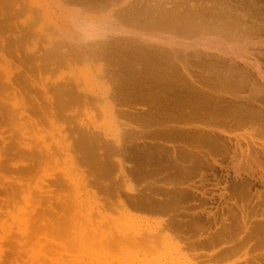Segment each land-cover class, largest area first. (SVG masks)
<instances>
[{"label": "rangeland", "instance_id": "374dc122", "mask_svg": "<svg viewBox=\"0 0 264 264\" xmlns=\"http://www.w3.org/2000/svg\"><path fill=\"white\" fill-rule=\"evenodd\" d=\"M8 1L7 0H0V7L1 8L3 7L2 8L3 10L0 8L2 10V11L0 10V15H1V13H2V16H3V14H6L3 17L0 16L1 17V19H0V30H1L0 31V35H1L0 36V42L3 43V41L5 42L7 40V42H5L4 44L0 43L1 44L0 45L1 46L0 47V61L4 62V64L6 62L7 63L10 62L8 64L6 63L5 65L3 63L2 64L0 63V65L2 66V69L0 67V100H1L0 104H2V105H0V126L4 128L3 129L0 127L1 128L0 129V136H1L0 139H3V140L5 139L4 141L0 140V146H1L0 147V152H1L0 153V180H1L0 181V255H2L1 259H0V264H45V263L46 264H59L60 262H61L60 264H62V263H65V264H79V263H81V264H83V263L84 264H97V263L98 264H126L127 263L128 264V262H131V261L134 264H136V263L142 264L144 262V260H145V263H143V264H172V263H174V264H211V262H212V264H231L232 262H235L238 259H240V260L241 259L242 260L251 259V258H253V256L259 254L261 251H264V244H262L259 248H255L256 242L260 241L259 237H262L264 235V232H263L264 230H262V228H259L258 230L256 228L257 227L256 222H258L259 220L254 219L255 217H257V219H258L260 216H262V214H264V211H263L264 210V203H263L264 198L259 199L257 197V195H255V191H253L255 189L251 190V192L249 194V199L248 198L247 199H239V198L235 199L234 201H235L236 205L234 204L233 207H235V206L236 207L233 210L236 211L235 213L238 216L237 215L235 217H232L230 215L228 216L226 206L227 205L229 206L230 203L228 204L227 199L221 201L220 198L218 197L221 193H223L224 186H226L228 184L227 179H229V181H230L233 178V177H230V178L227 177V173H226L227 171L225 169L217 168V170H209L208 168L207 169L202 168V174L203 175L199 174V173H201V171H200L199 173H195L191 177L188 178V177H185L183 175L176 174V171L174 170L173 166L170 164V161L167 159L168 157L170 158V154H165L160 161L158 159L162 157L163 153L161 155H158L157 157L156 156L150 157V156L155 155L154 154L155 148H151V146H153L157 143L162 145V146L164 145L165 147H167L169 149H173V147H174L178 150L181 147L179 144L180 142L170 143V145H169L168 142H167L168 144L164 143L163 140L157 141L156 139L161 138L162 136L160 135V136L156 137L155 134L160 133V131H163V127L165 126V124H167V123H164L165 117H167V116L170 117L174 114L175 115L179 114V112L184 111L183 108H186L184 106H187V109H189V110L191 108L197 109L200 107L203 109V111H206L210 114L213 113L212 115H217V117L220 118L221 120H227V118H230L234 115L235 116H238V115H242V116L244 115L245 116L247 110H248L247 112H251V108H252V111H255V109L257 110L258 108L261 109V107L259 105H255L253 103V101L250 102L251 101L250 91L255 88L254 92L252 91V93L256 94L255 91H260L261 87L264 90V88H263L264 81L260 77H257L258 76L257 72L255 70H253L251 67L252 66L251 64L254 65V63H252V62H255V60H256L260 63V65H262L261 68H262V71H264L263 70V68H264L263 67L264 66L263 65V63H264V45H263V43H264V40H263L264 39L263 38L264 37V34H263L264 33V31H263L264 30V4H263L264 0H225V1L224 0L223 1L222 0H199L200 2H203V1L208 2L209 1V4L210 5L213 4L217 8L218 11L216 12L217 16L212 19L213 21L212 20L210 21L211 23L214 22V24L213 23L212 24L211 23L210 24H204L202 26L203 28L200 26V28H197L195 30L194 35L193 34L191 35L192 37L186 38V36H183V35L181 36V34H178L182 38L178 37V35H177V38L174 39V40H177L180 42H181V40H183V42H185L186 44L187 43L189 45L191 44L192 47H189V45L186 46V44L185 43L183 44V42H182V44L185 45L186 47L181 49L182 44L177 45L178 44L177 41H175L176 42L175 43L173 40L170 39L171 37H173L172 35H175V34H173V33L171 34V31L169 32V31L165 30L166 33L167 32L170 33V34L165 33L166 35H168L167 36L168 37L167 42L170 43V41H173L174 46L176 45L174 47L171 44V47L176 48L177 46L178 47L180 46L179 48L181 51L179 50V48H177V51L179 52V54L178 53L177 54L179 55V57L183 58L184 62H182V58L180 59L179 57H177L178 55L175 58L176 59L179 58L180 62H182V63H180L178 61V59L176 60L175 58H172V57L165 60V58H163L162 55L160 56V54L157 51H155L156 49L154 47H156V46L159 47L160 44H161L160 47H162V45H163L164 46L163 48H166V49L170 48V44L168 45L164 41L167 39V37H166V35H162L164 33L160 32L161 28L159 26L155 27V28L158 27V29H156V30L153 27V29H154L153 30L150 26H147L146 24H138V22H135L134 20L133 21L135 23L133 21H128L127 19L126 20L121 19L122 17H120L118 15V14H120V15L123 14V13H121L120 7L127 6V5H129L127 2L131 3V2L136 1V0H133V1L126 0V2H125V0H122V1L117 0L118 2L115 0H113L114 2H112V0H110L111 3L108 0H28V1L27 0H16L17 3H15L16 2L15 0H8ZM20 1H22L23 3ZM77 1H79V2H77ZM80 1H81V6H80ZM175 1L173 0V2H172V0H168L169 3H171V2L174 3ZM182 1L185 2L186 4L187 3L188 4H193V3L195 4V2H198L197 0H188V1L182 0ZM182 1L179 2V0H178L179 3L176 2L175 4L186 5L185 3H182ZM190 1L193 3H190ZM12 2H13V4H12ZM87 2H88V4H87ZM107 2L111 4L110 6H112V5H116V6L110 7ZM163 2L165 3L166 0L165 1L160 0L161 4H163ZM6 3L8 5L10 3L12 5L11 7L13 9L11 8V10H10V7L6 6L7 5ZM18 3H19V5H18ZM71 3L72 4L74 3V5H71ZM125 3H127V4H125ZM252 3H253V5H252ZM259 3H260V6H259ZM1 4H2V6H1ZM21 4H22V7H21ZM77 4L79 7L76 6ZM103 4H105V5H103ZM219 4H221V5H219ZM13 5H15V7ZM23 5H25L26 7H24ZM87 5H89L91 7H89ZM131 5H133V4H131ZM218 5L220 6V9H219ZM222 5H223V7H222ZM84 6H87L86 10L82 11L83 8L85 9ZM94 6H96L98 8H95ZM129 6H127V8ZM99 7H101L102 9L104 7L105 8L109 7V8L105 9V11H104V10H101ZM8 8L10 11L7 12ZM22 8H23V10H22ZM24 8H26V9L24 10ZM87 8L89 9L88 11H87ZM93 8H94V11L90 10ZM113 8L115 9V11ZM127 8H126V12L128 13L129 10L127 11ZM221 8H224V9H221ZM14 9H15V11L17 9L18 11L14 12V14H13ZM95 9H99L101 11L95 10ZM117 10H118V13H115V12H117ZM22 11L24 14L22 13ZM231 11H232V13H230ZM246 11H247V14H246ZM249 11H250V13H249ZM9 12L12 15L8 14ZM19 12H20V15H19L20 17L18 16ZM110 12L115 13L113 15H116L118 17V19L119 18L121 19V20L120 19L118 20L119 23H115V21L117 22V20H116L117 17L111 16ZM239 12L241 14H239ZM15 13L17 14L16 17L13 16V15H16ZM21 13H22V15H21ZM245 14L247 15V17L248 16H250V17L247 18ZM128 15H130V13ZM244 15H245V19L244 18L242 19V17H244ZM6 17H8V18H6ZM13 17L17 20V21H15L16 23L14 22L16 25L12 24L13 23ZM261 17H263V18H261ZM3 18H4V21H6V19H8L9 21H7V22L8 23L11 22L10 24H12V26L10 24L8 25L7 22H4ZM127 18H129V16H127ZM248 19H250L252 21L249 22L250 20H248ZM253 19L256 22H253ZM122 20H124L123 24L125 23L124 24L125 26L123 24H121ZM135 20L138 21V18ZM259 21H261L262 23ZM107 22H110V24H108ZM126 22L128 23V25ZM19 23H20V25H18ZM227 23H230V29L228 27L227 28L225 27V26H229V24H227ZM258 23L259 24L261 23V24L258 26ZM29 24L30 25L34 24L33 26L31 25V27L33 28L32 29L33 31L31 30V34L34 37L31 34L30 35L28 34L30 32V30L28 33H26L28 30L26 31L25 29H27V28L29 29V27H28ZM132 24L136 28V29L133 28L134 31H132V28H130V27H133ZM215 24H217V25L215 26ZM222 24H223V26H222ZM231 24L234 26V28H235L234 24H236L237 26H241V27H238L239 30L235 28L234 31L237 30L235 32V34L240 30L242 31L241 34L242 35L244 34L243 36L240 34L241 31L239 32L238 35L236 34L237 36L235 35L236 37L240 36L241 38L239 37V39L240 40L242 39V41H240L235 36H234L235 38L233 37V41L229 39L231 42H229L228 39H225L226 41L224 40V38H226L228 36L230 37V35H227V34L225 35L226 37L222 36V35L227 33L226 32L227 29L231 31V29L233 27ZM247 24H250L251 25L250 28H252V29H249L248 28L249 25L246 26ZM85 25L89 28V30H87L88 28L86 29ZM106 25H108V27ZM135 25H138L139 26L138 29L139 28L140 29L137 30V26H135ZM21 26L24 27V30H23V27L19 28ZM25 26H26V28H25ZM109 26H110V28L117 29V30H118L119 26H121L122 29L119 28L120 29L119 31H121L122 34L124 33L127 36L123 35V38H122L121 34L120 33L118 34V31H116V32L106 33V34L110 35L108 40H105L106 42L104 40H101V39L98 40V38H97V40L99 41V44H100V45L98 44V47L101 46L102 48L101 47L97 48L98 50L95 51L96 53H94L93 56L90 54L92 57H88L89 53H87L88 51H85L86 49L81 50L82 48H79L77 50L78 52H76L75 47L72 46L70 44V42L68 41L71 39L72 40L71 43H75V40L79 39L78 41H79V43H81L82 40L84 39L83 40L84 43L93 42L96 40L95 39L96 37L95 38L93 37L96 35V34H94V32L103 31V30H99V29H104L106 27L109 28ZM126 26H128L130 30L128 29V27L125 28ZM144 26L146 29L144 28ZM219 26H222L221 30H223V28L225 27L224 28L225 32L223 31L224 34H222V32L220 34V31H219L220 27ZM243 26L246 30H244V29L242 30ZM7 27L9 28V30H7L8 29ZM92 27L95 28L96 31L93 30L94 32H92V30H90V29H93ZM13 28H15V29H13ZM150 28L152 30H150ZM201 28L203 30H210V31L212 29H214V30H212V31H214V33L216 32V29H217V32L215 33L216 35L214 36L213 35L214 33L209 34L210 33L209 31H208V35L207 34L205 35V33H207V32H204ZM254 28L256 29V31L259 29V32L258 31H257V33L254 32L255 31ZM143 29H145L146 31ZM162 29H164V28H162ZM22 30H23V32H22ZM142 30H143V32H142ZM250 30H252L253 32ZM77 31H78V33H77ZM130 31H131V33H130ZM136 31L139 34L138 35H136V34L132 35V33L133 32L136 33ZM140 31L144 35H145L144 32L148 31L147 33L152 35L153 32L155 31L154 32V33H156L155 35L158 36L159 38L156 36L153 37L154 35L153 36L150 35V37L152 38L151 39L149 37V35L146 33L148 35V36L146 35V37L150 38L151 40L145 38V39H147V41H146L147 43H145L146 47L143 46V48H139V46H137V44L134 43V40L136 41L137 38H140L139 37ZM149 31L151 33H149ZM156 31L159 32L160 36L157 35L158 33ZM161 31H163V30H161ZM200 31L201 32L203 31L204 33L200 34L201 33ZM212 31H211V33H212ZM234 31L232 29L233 34H234ZM34 32H35V34H34ZM250 32L253 33L252 36L250 35L251 34ZM4 33H6L5 34L6 36H3ZM23 33L28 35V36L25 35V37L30 36V38H25L24 36H21ZM92 33H93V36H91ZM195 33H196V35H195ZM217 33H219L220 35ZM232 33H231V39H232ZM255 33H256V36L258 34H260V35H258V37L259 36L260 37L262 36V37L261 38L260 37L259 38L254 37ZM79 34H82L81 35L82 37H80ZM114 34H116V35H114ZM228 34H230V32ZM245 34H247V35H245ZM77 35H78V38H76ZM209 35H211V36H209ZM134 36L135 37L138 36V37L135 39ZM195 36H197L196 37L197 39L195 38ZM200 36L203 37L204 39H198V37L201 38ZM212 36H213L212 39L215 40L217 38L216 40L219 39L220 42L210 39ZM218 36H220V37H218ZM249 36L252 38H250ZM2 37H3V39H2ZM6 37H8V38H6ZM12 37H13V39H12ZM15 37L18 38V41H17V38H15ZM116 37H118V38H116ZM128 37H129V39H128ZM130 37H131V39H130ZM160 37H166V38L165 39L163 38L164 40L162 39L163 40V42H162ZM183 37H184V39H183ZM205 37L207 38L206 40H205ZM245 37L250 38V39H246ZM253 37L255 38V40ZM21 38H23V39H21ZM49 38L51 39V41L56 43L55 45L58 44L57 43L58 40L61 42L63 39L62 43L61 44L59 43V44L61 46L63 44V46H67V48L66 47L63 48V46L60 47V48H63L62 50L59 49V47L57 48V46H55L53 42H52L53 43L52 44L49 41L50 40ZM67 38H69V39H67ZM74 38H76V39H74ZM81 38H83V39L81 40ZM153 38L155 40L160 39L161 40L160 42H162V43H160L159 40H157L158 42L153 41L154 40ZM188 38H189V40H188ZM194 38H195V41H194ZM24 39L25 40L27 39L28 42L27 41L25 42ZM65 39L67 40V42ZM73 39H74V42H73ZM114 39H119V40L117 41ZM208 39L214 41V43H212V41L210 42V40L208 41ZM236 39L238 40V42H235ZM257 39L260 41L262 40V43L260 41H258ZM128 40H130V41L128 42ZM139 40H141V38ZM253 40L256 42H253ZM102 41L105 42V43H103V45H102V43H100ZM123 41H125V42H123ZM245 41L247 42V45H248V42L251 43V45H249V49L251 48V50L248 49V46L246 45ZM19 42H22V43H19ZM49 42L51 43V45L48 44ZM117 42H118V44H115ZM119 42H121V44H119ZM148 42L150 44H148ZM208 42H210V43H208ZM16 43H17V45H16ZM64 43H66V44H64ZM243 43L247 46V47L245 46L246 48L242 47V45L244 46ZM254 43L256 45L258 43V45L255 46ZM260 43H261V45L259 46ZM59 44H58V46H59ZM104 44H105V46H104ZM2 45H4V47H2ZM22 45H24V46H22ZM139 45H142V44L139 43ZM150 45H152V46H150ZM165 45L166 46L168 45L167 46L168 48ZM231 45H234V47L238 46V49H239V47H241V49L244 50V51H242L240 49L241 50V51H239L240 54H238L237 51H236L237 53L232 52V57H234L235 60L230 57L231 53H229V51L230 50L233 51V48H234L233 47L231 49V47H232ZM125 46H127V47H125ZM227 46H228V48H230V50L228 52H227V50H228ZM15 47L18 49L19 52L16 50ZM22 47H25V48H22ZM69 47H71L70 48L71 50L74 49V52L72 50L73 56L71 54V51H69L70 55L67 54ZM187 47L191 48L192 52L190 49H189V51L186 50L185 52H183L185 49H187ZM13 48H15V49H13ZM193 48H195V49H193ZM245 49H246V51H245ZM252 49H254V50L252 51ZM193 50H194V52H193ZM48 51L50 52V54H52V56L54 58L57 55L55 60L52 59L53 57L51 58V55H49ZM59 51H60V54L57 53ZM79 51H81V52L83 51L82 53L84 56L81 54V52L79 53ZM195 51H196V53L198 52L197 53L198 56L195 54L196 57H198L197 59L194 57L195 55H193V53H195ZM4 52H5V54H4ZM36 52L38 54H35ZM55 52H56V55H54ZM75 52L79 53V54H76ZM225 52H227V54ZM248 52L250 55H247ZM251 52L252 53L255 52L254 55ZM65 53L69 56H67ZM183 53H186V55L184 54L185 56H183ZM200 53H201V56H200ZM45 54H47L48 56ZM74 54H75V56L76 55H79V56L78 57L76 56L77 57L76 58V57H74ZM206 54L207 55L209 54L207 56V59H206ZM225 54H226V56H224ZM244 54L247 55L248 59L246 57H244V56H246ZM256 54H259V55H256ZM32 55H33V57H32ZM94 55L96 56V58H94ZM99 55H101V56L99 57ZM204 55H205V57H204ZM237 55L238 56L241 55V57L240 56L238 57ZM7 56H11L12 58L11 57L8 58ZM17 56H19V57H17ZM42 56H44L45 62H43L44 58ZM49 56H50V58L48 60L47 57H49ZM61 56H62V58H61ZM250 56H251V59L249 58ZM26 57H29V58H26ZM38 57H40V58H38ZM102 57H103V59H101L102 61H100V59H98V58H102ZM184 57H186V59ZM224 57H226V58L228 57V58L226 59ZM35 58L37 59L38 62L35 60ZM82 58H83V60H82ZM215 58H217V59H215ZM241 58L246 60L248 63L242 61ZM7 59H8V61H7ZM225 59H226V61H225ZM228 59H230V60L233 59V61L235 62V65H234L233 61H232L233 63H231V61L229 63ZM47 60H48V62H47ZM98 60H99V62H98ZM237 60H239L240 63ZM23 61H25L26 63L24 62V64H23ZM175 61L179 65H176L177 63ZM241 61H242V63H241ZM46 63H49L51 66L50 65L48 66V64H46ZM245 63H247V64H245ZM10 64H12V65H10ZM45 65H47L46 66L47 68L45 67ZM136 65H138L137 67H139V66L140 67L137 68V67H135ZM182 65H184V66L187 65L188 71L182 69L184 67ZM247 65H251V66H249L250 68ZM16 66H17V68H16ZM27 66H28V68H27ZM229 66L232 69H229ZM9 67L12 70V72L9 69ZM13 67H14V69H13ZM43 67H45V68H43ZM107 67H109V68H107ZM202 67L204 69H200ZM214 67H215V69H214ZM227 67L229 70H231V72L228 69H226ZM246 67H248L247 70H246ZM29 68L32 70V72ZM233 68L236 70L239 69V71H237L239 74L243 73L244 75L247 74L248 76L243 75L246 78L242 79V77H243L242 74L239 75L235 70H233ZM168 69H169V71H168ZM199 69H200V72H199ZM220 69H221V71H220ZM241 69H243V72H240ZM38 70H39V72H38ZM106 70H108V71H106ZM182 70H184L185 72ZM213 70L216 72H214ZM217 70H218V72H217ZM226 70H227V72H225ZM244 70H246V71H244ZM21 71H23V72H21ZM205 71H207V75L206 74L204 75ZM210 71H212L213 73L211 72V74H209ZM233 71H234V73H233ZM117 72H118V74H117ZM23 73L27 77H24ZM26 73L28 75L31 73L30 74L31 76L30 75L28 76ZM103 73H104V75H103ZM181 73H182V75H181ZM227 73L228 74L230 73V75H228ZM232 73L234 75L231 76ZM8 74L10 76L14 75V77H12L13 79L11 78L10 81L7 79ZM185 74H187V76ZM188 74H189V76H188ZM190 74H191V76H190ZM208 74L211 76H208ZM212 74H214V75H212ZM223 74L224 75L226 74L225 75L226 77ZM217 75L221 76V78L217 77ZM104 76L108 77L107 80H106V77H104ZM201 76H202V78H201ZM212 76H214V77H212ZM227 76H231V78L233 77L236 80L235 79L232 80V79H230V77L228 78ZM238 76H240V77L242 76L241 79L243 81L248 78L247 80H249L250 83H251V81H255L258 84L256 83L255 85H257V86L254 85V88H253V86H251V84H253L255 82H252L250 84L247 81L248 82L247 83L248 85H247L245 83L246 81L245 82L242 81V83H243V85H242V83L240 84L241 79H239L240 81L238 80V78H240ZM4 77H5V79H4ZM187 77H189V79L191 78L190 81ZM38 78H39V80H38ZM226 78H227V80H226ZM253 78H255V80ZM1 79L4 81L3 85H1V83H2ZM28 79H30L32 81L29 80V82H28L27 81ZM219 79H221L223 82L225 80L226 81L230 80V81H228L227 84L224 83L222 86V84H220L222 81ZM223 79H225V80H223ZM23 80H24V83H23ZM214 80H216V81L219 80L220 83L219 82L215 83ZM234 80L236 82H233ZM112 81H114L115 83ZM194 81H196V82H194ZM205 81H207V82L205 83ZM238 81H239L240 87L238 86V84L237 85L235 84V83H238ZM259 81L263 85H261L259 83ZM5 82H6V84H5ZM67 82H68V84H67ZM111 82H112V84L110 85ZM191 82H193L197 86L192 84ZM230 82L234 83V85L231 84ZM18 84H20V85H18ZM29 84H31V85H29ZM39 84H40V86H39ZM219 84H220V86L223 87V90L219 89V88H222L219 86ZM259 84H260V88L258 87ZM54 85L57 87H55ZM225 85H226V87H225ZM228 85L233 90L238 88V87L241 89L240 90L236 89L235 91H233L232 89L230 90V87ZM19 86H21V87H19ZM211 86H213V87H211ZM227 86H228V88H227ZM202 87H206L207 89L211 88L213 90V91L211 90L212 92H214V90H218V89L221 91H224V89H227V90H225L226 94L224 92L221 93V91L218 90V96L222 97V100L225 102L219 101V100H217V101L203 100L202 96H201L202 93L204 91L205 92H211V91L207 90L206 88L201 89ZM249 87H252V88H249ZM257 87H258V89L256 90ZM33 88H35V89H33ZM108 88L109 89L113 88L114 90L120 89L121 92H118V94L123 95L124 100L129 99L133 102L137 101L138 105L133 103L132 106L134 108H135L134 104L137 107L139 106L138 108L143 109L145 111V114L144 115H138L135 112V109H132V111H130L131 109H129L128 107H124V108L119 107L117 109L119 110L120 108H122V110L127 114V117H121L118 120H116L117 122L115 121V118L108 117L107 114H104V112H105L104 106L106 107V104H108V103L111 105V99L107 98V94L112 93V92L109 91ZM11 90H12V92H11ZM23 90H24V92H23ZM248 90H250V91H248ZM236 91L240 94V96L237 97L238 99H236V97H235V95L237 96V94H233L234 92L236 93ZM59 92H60V94H59ZM151 92L158 93L160 96V100L157 102V107L155 106L152 108H148L147 106L141 105L140 100H142L146 95L150 94ZM227 92L229 94H232V96L231 95L229 96ZM246 92H249V93H246ZM214 93H216V91ZM241 93H242V95H241ZM256 95H258V94H256ZM256 95H253L254 97L252 96V98L257 97ZM245 96L247 97V99ZM232 97H233V99H231ZM239 97H241L242 99L239 100ZM243 97H245V98H243ZM12 98L15 101H13ZM49 98H50V100H49ZM234 98L236 100H234ZM248 98L250 101H247ZM243 99H245V100H243ZM20 100H21V102H20ZM76 100H77V102H76ZM6 101H9V102H6ZM65 102H68V103H65ZM255 102H258L261 104L263 103L262 106H264V95L263 94H260V96L258 95V97L255 99ZM238 104H240V105L238 106ZM244 105H245V108L243 107ZM24 106H26V107L28 106V107L25 109ZM47 106L49 108H46ZM21 107H23V108H21ZM246 107H247V109H246ZM126 108H127V110H125ZM144 108H146V109H144ZM155 108H157V109H155ZM14 109H16V110H14ZM45 109H47V111ZM147 109H149V110H147ZM52 110L54 111V113ZM16 111L18 114L16 113ZM133 111H134V113H133ZM168 112H170V113H168ZM26 113H28V115ZM235 113H238V114H235ZM242 113H244V114H242ZM10 114H12V115L10 116ZM71 114H72V116L73 115L74 116L71 117ZM169 114H171V115L169 116ZM51 115H52V117H51ZM15 116L17 119L15 118ZM21 116L24 117V120H25V117H27L25 122H28V123H24V120ZM260 117L261 118L264 117V113H261ZM123 118L124 119L126 118V119L123 120ZM127 118H129V119H127ZM258 118H256V119H258ZM20 119H22L23 121H21ZM127 120L130 122L128 123ZM259 120H261V119H258L257 121L255 120L257 122V124H255L256 123L255 121L253 122L255 125L253 123H251L253 128L250 127L251 125L250 126L248 125L246 127L247 129L246 128L243 129L245 131L240 129L241 131L239 130L240 132H238V131L237 132L239 134H243L247 137L249 136V134L251 136L252 132H253V136H254V138L256 137L255 138L256 140L263 139V134L261 133V129L263 130L262 132L264 133V123L262 122V120H261V122ZM12 121H14L15 126H14V123ZM16 121H18V123ZM32 122H34V123H32ZM122 123H123V125H122ZM18 124H20V125H18ZM32 124L33 125L35 124V125L33 126ZM130 124H132V125L135 124V125L132 126ZM117 125L122 127V129H124L125 126H126V128L129 126L128 129L123 130V132L125 131V133L122 134V136H123L122 139H124V140H122V141H124L123 147L125 146L124 147L125 151L123 153L122 152L117 153L115 150H113V149H115V146H114L113 141L111 142V140H113L111 137V134H114L116 132ZM17 126H19V127L17 128ZM137 126H139V127H137ZM157 126L158 127L162 126V127H160V129H159ZM257 126H259L257 129L260 128L259 134H258L257 129L256 128L254 129V127H257ZM143 127L148 128V130L147 129L145 130V128H143ZM14 128H15V130H14ZM21 128H22V130H21ZM86 128H87V130H86ZM91 128H93V132H92ZM139 128L141 129V131L144 129L143 130L144 133L143 132L141 133V131H139L140 130ZM250 128H251V131H248V130H250ZM17 129L19 131L21 130L20 134H22V135L19 134ZM88 129H90L91 131H89ZM145 131H147V132H145ZM86 132L88 134H86ZM97 133H98V135H100V137H98ZM254 133L257 136H255ZM105 134H107L108 136H106ZM260 134H261V136H260ZM2 135H3V137H2ZM17 136L18 137L21 136V137L18 138ZM116 136L117 135H114V138ZM154 136H155V138H154ZM253 136H251V138H253ZM104 138H106V141L107 140H110V141L105 142ZM18 139H20L21 141H18ZM224 139H227V137H225ZM15 140H16V142H14ZM43 141H44V144H43ZM135 141H137V142H135ZM2 143H4V144H2ZM175 144H177V145H175ZM49 146H50V148H49ZM2 147H3V149H2ZM100 149H101V151H100ZM49 150H52V151H49ZM73 150H75V151H73ZM47 151H49V152H47ZM39 152H41V153H39ZM32 154H33V156H31ZM41 154H43V155H41ZM113 154L118 155L119 157H116V156L114 157ZM25 156H26V158H24ZM35 156H36V158H35ZM112 157L115 159L113 160ZM257 158L258 159L260 158L261 162L264 160L259 155L257 156ZM47 159H48V161H47ZM117 159H118V162L119 161L122 162V159H123L122 165H123V169H124L125 174H123V172L121 171V166L119 165V163L118 162H117L118 164L116 163ZM37 160H39V161H37ZM43 160H45L47 162L44 161L42 163ZM257 160H256V163H254V162L253 163L257 164ZM48 162H50V163H48ZM124 162L128 167L126 165H124ZM263 162H262V165H264ZM227 163H228L227 159H225L223 161V164L227 166ZM39 164H40V166H39ZM77 166H78V168H77ZM255 167H254V169L258 168V166H256V165H255ZM257 170L261 171L260 168H258ZM85 173L87 175H85ZM29 175H31V176H29ZM74 175H76V176H74ZM70 176H72V178ZM89 176L91 178H89ZM127 176H129L130 179ZM198 176H199V178H198ZM85 177H87L86 180H84ZM196 177L199 180H196L197 179ZM122 178H124V179H122ZM25 179L28 181H26ZM87 179H88V182H87ZM58 181H59V183H58ZM188 181L190 184L187 183ZM190 181H192V184ZM224 181H225V183H224ZM86 182L88 183V185L86 184ZM143 182H145L146 184H144ZM199 182L202 184L201 186H200ZM211 182H213V183H211ZM216 182L218 184L220 183V186L219 185L217 186L215 184ZM56 183H57V185H55ZM197 183H199V184H197ZM73 184L77 185L78 187H82V188H79V193H80L79 200L80 201L77 198H75V196H74V193L76 190L73 189V187H74ZM154 185H156L157 187L163 188V189L168 188L171 185H172V187H169L170 189H174L175 187L180 188L181 185H183V186L185 185L186 187H188V186H192V187H196V186L197 187H202V186L206 187L207 186L208 187L209 186L208 188L206 187V189L204 188L205 190L202 188H199V189L202 192H205L206 190H208L206 195H207V197L209 195L208 198H210L211 196H214V200H213L214 203H208L209 200H208V198H205V197L202 199V201L207 200V203L206 204H203V202L201 203V201H200L201 195L197 194L196 200H192V199L183 200L180 203V205L175 207L174 211L170 212L171 214L168 212H164V211L151 213L149 211H143V210H138V209H134V208H129L127 211H124V209L122 207L120 208V205L118 203V201H119L118 196L120 194L124 195V193L127 192L126 189L132 188L134 190V188H136L135 191L136 190L137 191L134 194L139 195L140 194L139 192L142 193L145 191V189L148 186L153 187ZM87 186H90V187H87ZM133 186H134V188H133ZM210 186L211 187L214 186V187H212V189H211ZM21 187H22V189H21ZM56 187H57V189H56ZM137 187H138V189H137ZM53 190L55 192H53ZM219 191H220V193H219ZM21 193H23V194H21ZM116 193H117V195H116ZM93 195H95V196L93 197ZM27 197L29 198V203L26 204L25 199H27ZM54 197H56V199ZM159 197L163 198V195H159ZM47 198L48 199L50 198V199L48 200ZM51 198H53V199L51 200ZM45 199H47V200H45ZM74 200H76L77 202L76 201L74 202ZM253 200H256V201H253ZM38 201L39 202L43 201V202H41V204H40ZM46 201H48L50 203L47 204V203H45ZM218 201L220 204L218 203ZM253 202H255V203H253ZM35 203H37L36 206L33 205ZM189 203H190V205H189ZM240 204L243 207V210H241ZM52 206H53V208H52ZM206 206H208V207H206ZM220 206L223 207L225 210L222 211V208ZM48 207H49V209H48ZM237 207H239L240 210L237 209ZM198 208H200V209H198ZM42 209L44 211L43 214L45 215V217L43 215V217H42L43 220L40 221V219H39L38 222L41 223V225H43V227L42 226L40 227V228H43L42 229L43 231L42 232L41 231L35 232L36 227L40 226V224H38V222H37V218L39 216L38 212H40V210H41L40 215L42 214V212H43ZM45 209H46V211H45ZM52 209L54 212L52 211ZM120 209H122V210H120ZM197 209L199 210L198 212H200L203 215V218L206 217V214L201 212V211H203V209H205L204 211L211 210L212 212H214L216 214L217 217H221V211H222L223 215L225 217L226 216L228 217V219H227V217L224 218L225 219L224 225L222 223H220V225H219V223H218L216 226H212V228L210 229V232H214V233L220 232L222 227L229 226L228 230L235 235L234 238H231V239L237 240L238 237H247L248 236V235H246L247 233L244 232V231H246L245 227H248L249 231L256 232V234H252L253 236H256V237L250 243H247L245 245L246 248L242 249L237 254V255H239V257L236 259H235V257L237 255L230 257V258L213 257V256H211V258H208V257H210V256H208L207 257L208 259L206 257H204V259L200 258V257H198V255H196L197 252H199L200 250H201L200 253L203 251L204 252L206 251L208 254V251H210V249H211L210 252H213L216 249L220 250V249L224 248L223 246H225L227 248V242L225 245L223 244V245H216L213 247H200L195 242L192 243V241H195L199 237L198 235L206 236L205 235V234H207L206 230L198 231L196 229H188L186 227L185 232L183 234H180V235L177 231H174V232L168 231L170 233V235H167L168 232L163 230L164 223L169 219V217H172V216H176L178 220L182 219L185 222L193 221V213H194L193 211L195 210V212H196ZM240 211H243V212H240ZM242 213H244V215H248V217L245 221L246 223L241 222V216L240 215H242ZM34 215L36 216V219H35ZM47 215H49L48 218L46 217ZM148 215H149V217H148ZM166 215H168V216H166ZM49 217H50V219H49ZM45 218L47 221L45 220ZM65 218H67V219H65ZM203 218L200 221V225H203V223H204ZM251 219L256 220L254 225L253 224L249 225V221ZM67 220H69L70 222ZM158 221L161 225L158 223ZM46 222H48V225ZM56 222H57V224H56ZM162 222H163V224H162ZM236 222H237V224H236ZM49 223L51 224V226H49ZM36 224H38V225H36ZM244 224H246V225H244ZM44 225H45V227H44ZM64 225H65V227H64ZM56 226H58L59 228ZM139 227H141L140 229L141 230L143 229L144 231H146L147 228L150 227L152 230L158 228V230H157L158 232L160 229L166 232L165 233L163 231L162 232L160 231L162 234H159L160 232L158 233L159 235H161V237L159 239V237L157 236L158 238H156V240L159 239V243L160 242L161 243L160 244L158 243V245H154V243H153V246L151 248L153 251L150 250V248H148V250H147V248H146V250L130 248L128 251H126L127 252L126 253L125 251L122 252L118 246L116 249V246L111 245V244L108 247L109 249H107L106 246H108L107 244L109 243L110 240H111V242L115 241L117 243L116 240H119L120 237H122V240H123V238H124V240L126 238H131V237H133L132 235L135 234L134 231H136L137 228L139 230ZM55 228H57V229H55ZM25 229L27 230L26 234H29L28 237L30 236L29 238H27V236L25 237L24 235H20V233H21L20 231L25 230ZM30 229H32V230H30ZM66 229H67V231H66ZM128 229H129V231H127ZM131 229H132V234L129 233V232H131ZM143 230H142V232H144ZM32 231H34V232H32ZM112 231L114 233H112ZM43 232H45V233H43ZM31 233L34 234V237H33V234H31ZM42 233H43V235L41 237ZM85 233L87 234V237L92 238V239L90 238V240H89V238L86 237V239L89 240V241L87 240L88 244H87L86 239H85V236H86ZM96 233L99 234L100 238L99 237L97 238ZM39 234H40L41 240H40ZM94 234L96 237L93 236ZM100 234H102V235H100ZM121 234H125V236L121 235ZM127 234H129V235H127ZM119 235H121V236L119 237ZM126 235H127V237H126ZM162 235L167 237L168 241ZM8 236H9V238H8ZM83 237L85 239L84 243L86 244V247H84L85 245L84 246L81 245V243L83 241L81 239ZM178 237H179V240H178ZM172 239H175V240H172ZM169 240H170V242L172 241L171 242L172 244L169 242ZM180 240H182V243ZM186 240H187V242H186ZM26 241H27V243H25ZM120 241H121V239H120ZM173 241H174V243H173ZM95 242L98 244L99 247L97 246V244H95ZM101 242H103L102 246H100ZM94 244H95V246H97V248L94 247ZM248 244H249V246H248ZM25 245H26V247H25ZM59 245H60V247L65 245L67 251L62 250V248H60ZM68 245H69V249L74 248L73 251L70 249L72 252L67 249ZM103 245L106 247L107 250L104 249L105 247L103 248ZM23 246L25 248H23ZM72 246H73V248H72ZM87 246L89 247L88 249H86ZM113 246H114V248H113ZM191 246H196L195 251ZM53 247L57 248V249H55V251H54ZM180 247L185 248V251L183 248L181 249ZM158 248H160V249H158ZM26 249H27V251H26ZM84 249H85V251H83ZM172 249H174V250H172ZM179 249H180V251H179ZM246 249H247V255H246V253L245 254L242 253V252H244V250L246 252ZM175 250L177 252H180V253H178V256H176L177 252H175ZM181 250H183V251L181 252ZM87 251H90V252H87ZM172 251H174V252H172ZM85 252H87V253H85ZM186 252H188L189 254ZM241 253L244 254V256ZM186 254H188V255H186ZM248 254L250 257L248 256ZM93 255H96V256H93ZM134 255L135 256L137 255V256L135 257ZM191 255H193V256L196 255L197 257H195V256L193 257ZM246 256H248V258ZM133 257H135L134 261H133ZM192 258H194V259H192ZM233 258H234V260H233ZM79 259L83 260V261H79ZM97 259H99L100 261ZM197 259H198V261H197ZM200 259H202V260H200ZM219 259H220V261H218ZM231 259L233 261H231ZM101 260H102V262H101ZM170 260H171V263H170ZM227 260H229V261L227 262ZM122 261L125 263H123ZM135 261H137V262L135 263ZM162 261H164L165 263ZM77 262H79V263H77ZM238 262H239V260H238ZM241 262H239L237 264H240ZM130 264H132V263H130Z\"/></svg>", "mask_w": 264, "mask_h": 264}, {"label": "bare ground", "instance_id": "6f19581e", "mask_svg": "<svg viewBox=\"0 0 264 264\" xmlns=\"http://www.w3.org/2000/svg\"><path fill=\"white\" fill-rule=\"evenodd\" d=\"M8 1V0H7ZM16 1V0H15ZM28 1V0H27ZM108 1H110V0H108ZM115 1H117V0H115ZM119 1V0H118ZM117 1V2H118ZM122 1V0H121ZM120 1V2H121ZM130 1H133V0H130ZM163 1H165V0H163ZM175 1V0H174ZM182 1V0H181ZM180 0H179V2H181ZM188 1V0H187ZM198 2H195V4L193 3V2H191L190 1V3H193V4H186L185 2H183L182 1V3H185L186 5H182V4H180V5H178V4H175L176 2H178V0H176L174 3H172L173 2V0H172V2L171 3H169L168 2V0H166V2L164 3L163 2V4H161L160 3V0H136V1H133V2H131V3H129V2H127L129 5H127V6H129L128 8H127V6H124V7H120L121 8V13H123L122 15H120V14H118L120 17H122L121 19H127L128 21H135V22H138V24H146L147 26H150L152 29H153V27H154V29L156 30V29H158V27L157 28H155L156 26H159L160 28H161V30H163V31H161L160 30V32H162V33H164V34H162V35H166V34H170V33H166L165 32V30L166 31H171V34L173 33V34H175V35H172L173 37H171L170 39L171 40H173L174 42L175 41H177V40H174L175 38H177V35L178 34H181V36L183 35V36H186V38L187 37H192L191 35L193 34L194 35V32H195V30L197 29V28H200V26L202 27L204 24H210L211 22V20L214 18V17H216L217 16V8L213 5V4H209V1L207 2H200L199 0H197ZM223 1V0H222ZM225 1V0H224ZM9 2V1H8ZM14 2V1H13ZM13 2H12V4H13ZM20 2H22V1H20ZM77 2H79V1H77ZM100 2V1H99ZM112 2H114L113 0H112ZM125 2H126V0H125ZM178 2V3H179ZM214 2V1H213ZM15 3H17V1L15 2ZM14 3V4H15ZM23 3V2H22ZM108 3V2H107ZM110 3H111V1H110ZM110 3H108L109 4V6L111 5ZM116 3V2H115ZM123 3V2H122ZM127 3H125V4H127ZM217 3V2H216ZM215 3V4H216ZM220 3V2H219ZM251 3V2H250ZM3 4V3H2ZM2 4H1V6H2ZM7 4V3H6ZM5 4V5H6ZM68 4V3H67ZM70 4V3H69ZM87 4H88V2H87ZM97 4V3H96ZM118 4V3H117ZM121 4V3H120ZM131 4H133V5H131ZM174 4V5H173ZM226 4V3H225ZM233 4V3H232ZM236 4V3H235ZM264 4V3H263ZM262 4V5H263ZM18 5H19V3H18ZM71 5H74V3L72 4L71 3ZM102 5V4H101ZM103 5H105V4H103ZM219 5H221V4H219ZM218 5V6H219ZM252 5H253V3H252ZM6 6H9L10 7V10H11V4L9 3V5L7 4ZM14 7H15V5H13ZM24 7H26L25 5H23ZM76 6H78V4L76 5ZM80 6H81V1H80ZM87 6H89V5H87ZM87 6H84L85 7V9L83 8L82 9V11L84 10H86V7ZM98 6V5H97ZM107 6V5H106ZM113 7H115L116 5H112ZM112 6H110V7H112ZM259 6H260V3H259ZM258 6V7H259ZM21 7H22V4H21ZM79 7V6H78ZM89 7H91V6H89ZM95 8H98V7H96V6H94ZM127 8V11H128V13L126 12V8ZM222 7H223V5H222ZM242 7V6H241ZM253 7V6H252ZM1 8V7H0ZM3 8V7H2ZM1 8V9H2ZM101 10H104L105 11V9H108L107 7L105 8H101V7H99ZM119 8V9H120ZM125 8V9H124ZM0 9V10H1ZM13 9V8H12ZM26 8H24V10H25ZM114 9V8H113ZM219 9H220V6H219ZM221 9H224V8H221ZM3 10V9H2ZM1 10V11H2ZM9 10V8H8V10H7V12L8 11H10ZM20 10V9H19ZM22 10H23V8H22ZM46 10V9H45ZM89 9L87 8V11H88ZM90 10H93L94 11V8L93 9H90ZM95 10H99V9H95ZM101 10H99V11H101ZM226 10V9H225ZM235 10V9H234ZM16 11H18L17 9H16ZM15 11V9H14V11H13V14H14V12H16ZM114 11H115V9H114ZM113 11V12H114ZM12 12V11H11ZM26 12V11H25ZM113 12H110L111 13V16H116V15H113V14H115V13H118V10H117V12H115V13H113ZM222 12V11H221ZM237 12V11H236ZM22 13H23V11H22ZM22 13H21V15H22ZM130 13V15H128ZM230 13H232V11L230 12ZM235 13V12H234ZM238 13V12H237ZM236 13V14H237ZM249 13H250V11H249ZM8 14H10V15H12L10 12L8 13ZM16 14V13H15ZM24 14V13H23ZM239 14H241L240 12H239ZM246 14H247V11H246ZM245 14V15H246ZM263 14V13H262ZM6 14H3V16H5ZM20 15V12H19V14H18V16ZM245 15H244V17H242V19L244 18L245 19ZM0 16H2V13H1V15ZM2 16V17H3ZM9 16V15H8ZM13 16H17V14L16 15H13ZM127 16H129V18H127ZM226 16V15H225ZM20 17V16H19ZM18 17V18H19ZM117 17V16H116ZM246 17H247V15H246ZM248 17H250V16H248ZM247 17V18H248ZM6 18H8V17H6ZM5 18V19H6ZM113 18V17H112ZM138 18V21L137 20H135V19H137ZM241 18V17H240ZM261 18H263V17H261ZM0 19H1V17H0ZM120 19V18H119ZM118 17H117V22L115 21V23H119L118 22ZM120 19V20H121ZM115 20V19H114ZM217 20V19H216ZM226 20V19H225ZM224 20V21H225ZM228 20V19H227ZM239 20V19H238ZM241 20V19H240ZM248 20H250V19H248ZM3 21H4V18H3ZM7 21H9L8 19H6V21H4V22H7ZM15 21H17L14 17H13V23L12 24H14V25H16L15 23ZM36 21V20H35ZM123 21L124 20H122V23L121 24H123ZM133 21V22H134ZM213 21V20H212ZM220 21V20H219ZM234 21V20H233ZM252 20H250L249 22H251ZM3 22V23H4ZM15 22V23H14ZM85 22V21H84ZM111 22V21H110ZM110 22H107L108 24H110ZM132 22V23H133ZM134 22V23H135ZM228 22V21H227ZM238 22V21H237ZM253 22H256V21H254V19H253ZM258 22V21H257ZM259 22H261V21H259ZM8 23V22H7ZM11 22H9L8 23V25L10 24ZM35 23V22H34ZM82 23V22H81ZM127 23V22H126ZM131 23V22H130ZM213 24H214V22H212ZM211 23V24H212ZM216 23V22H215ZM219 23V22H218ZM234 23V22H233ZM240 23V22H239ZM248 23V22H247ZM262 23V22H261ZM260 23V24H261ZM2 24V23H1ZM12 24H10L11 26H12ZM24 24V23H23ZM36 24V23H35ZM125 24V23H124ZM123 24V25H124ZM226 24V23H225ZM227 24H229V26H225L226 28L228 27L229 29H230V23H227ZM259 23H258V26L260 25ZM13 25V26H14ZM18 25H20V23L18 24ZM17 25V26H18ZM32 25V24H31ZM31 25L29 24V29L27 28V29H25L27 32L26 33H28L29 32V30H30V32L28 33L29 35L31 34V30L33 29L32 27H31ZM34 25V24H33ZM32 25V26H33ZM120 25V24H119ZM127 25H128V23H127ZM133 25V24H132ZM217 24H215V26H216ZM232 25V24H231ZM235 25V28L236 29H238L239 30V28L238 27H241V26H237L236 24H234ZM242 25V24H241ZM249 25V26H248ZM5 26V25H4ZM83 26V25H82ZM89 26V25H88ZM107 27H108V25H106ZM111 26V25H110ZM110 26H109V28H104V29H99V30H103V31H100V32H94L93 30H95V28H93V29H90V30H92V32H94V34H96L95 36H93V33H92V35L91 36H93L96 40L95 41H93V42H86V43H84V39L83 38H81V40H82V42L81 43H79V39H76V38H78V35H77V37L76 38H74V39H76L75 40V43H71L72 42V40L70 41V40H68L69 42H70V44L72 45V46H74L75 47V50H76V52H78L77 50L79 49V48H82L81 50H85V51H88L87 53H89V56L88 57H92L93 56V54L94 53H96L95 51L96 50H98L97 48H100V47H98V44H99V39H101V40H108V38H109V34H106V33H109V32H116V31H118V34L120 33L121 34V36H122V38H123V35L124 36H127V35H125L124 33L122 34V32L121 31H119L120 29H122L121 28V26H119V28H118V30L117 29H113V28H110ZM113 26V25H112ZM117 26V25H116ZM125 26V25H124ZM135 26H137V30H139L138 29V25H135ZM222 26H223V24H222ZM222 26H219L220 27V34H221V32H222V34H224V28H223V30H221L222 29ZM233 26V25H232ZM246 26H248V28L249 29H252V28H250L251 27V25L250 24H247ZM257 26V25H256ZM2 27V26H1ZM9 27V26H8ZM7 27V28H8ZM15 27V26H14ZM23 26H21V27H19V28H22ZM85 27H86V29L88 28L86 25H85ZM118 27V26H117ZM128 26H126L125 28H127ZM206 27V26H205ZM253 27V26H252ZM17 28V27H16ZM25 28H26V26H25ZM31 28V29H30ZM100 28V27H99ZM130 28H132V31H134L133 30V28H135L134 27V25H133V27H130ZM144 28H145V26H144ZM150 28V30H152ZM159 28V29H160ZM162 28H164V29H162ZM203 28V27H202ZM201 28V29H202ZM234 26L232 27V29H233V31H234ZM257 28V27H256ZM13 29H15V28H13ZM85 29V28H84ZM128 29H129V27H128ZM136 29V28H135ZM146 29V28H145ZM145 29H143V30H145ZM153 29V30H154ZM210 29V28H209ZM232 29H231V31L230 30H228L227 29V33H225L224 35H222V36H225L226 34L227 35H230V37L228 38V37H226V38H224V40L225 39H230V40H232L233 41V37L237 34H239V32L241 31H238L236 34H235V32L237 31H234V34L232 33ZM241 29V28H240ZM246 30L245 28H244V26L242 27V30ZM255 29V28H254ZM7 30H9V28L7 29ZM23 30H24V27H23ZM23 30H22V32H23ZM87 30H89V28L87 29ZM130 30V29H129ZM143 30H142V32H143ZM203 30V29H202ZM212 30H214V29H212ZM211 30V31H212ZM1 31V30H0ZM6 31V30H5ZM11 31V30H10ZM33 31V30H32ZM96 31V30H95ZM146 31V30H145ZM204 32H207V33H205V35L207 34L208 35V31L210 32L209 34H213L214 33V31H212V33H211V31L210 30H203ZM199 32L200 34H203L204 32ZM218 31V32H219ZM224 31V32H223ZM230 32V34H228L229 32ZM249 31V30H248ZM250 31H252V30H250ZM258 32H259V29L257 30ZM257 31H256V29H255V31L254 32H256L257 33ZM264 31V30H263ZM91 32V31H90ZM127 32V31H126ZM129 32V31H128ZM141 31H140V35H139V37L141 38V40H139L140 38H137V37H135L136 35H138L139 33L136 31V33H132V35L133 34H136L134 37H135V39L137 38V40L135 41L134 40V43H136L137 44V46H139V48H143V46H145L146 47V44L145 43H147L146 41H147V39H149V40H151L152 38L150 37V35L151 34H148L147 32H144L145 33V35L142 33ZM155 32V31H154ZM153 32V34L151 35V36H153V37H155L156 35V33H154ZM157 32V31H156ZM197 32V31H196ZM216 32H217V29H216ZM215 32V33H216ZM253 32V31H252ZM77 33H78V31H77ZM130 33H131V31H130ZM129 33V34H130ZM142 33V34H141ZM149 35V37L151 38H148V37H146V35L147 34ZM149 33H151L150 31H149ZM158 34L157 35H159V32H157ZM166 33V34H165ZM213 34L214 36L216 35V34ZM231 33H232V39H231ZM242 33V31L240 32V34ZM251 33V32H250ZM256 33H255V35H254V37H258V35H260V34H258L257 36H256ZM3 34V33H2ZM6 33H4V35L3 36H6L5 35ZM14 34V33H13ZM17 34V33H16ZM34 34H35V32H34ZM85 34V33H84ZM91 34V33H90ZM113 34V33H112ZM117 34V33H116ZM116 34H114V35H116ZM117 34V35H118ZM161 34V33H160ZM217 34H219V33H217ZM219 34V35H220ZM264 34V33H263ZM25 35L26 34H22L21 36H24L25 37ZM32 35V34H31ZM37 35V34H36ZM80 35V37H82L81 35L82 34H79ZM86 35V34H85ZM131 35V34H130ZM129 35V36H130ZM147 35V36H148ZM161 35V36H162ZM195 35H196V33H195ZM236 35V36H237ZM242 35V34H241ZM244 35V34H243ZM242 35V36H243ZM245 35H247V34H245ZM251 36L253 35V33H251L250 34ZM1 36V35H0ZM15 36V35H14ZM26 36H28V35H26ZM33 36V35H32ZM60 36V35H59ZM113 36V35H112ZM119 36V35H118ZM160 36V35H159ZM168 35H166V37H167ZM198 36V35H197ZM197 36H195V38L197 37ZM209 36H211V35H209ZM221 36V37H222ZM235 36V37H236ZM9 37V36H8ZM8 37H6V38H8ZM20 37V36H19ZM23 37V38H24ZM34 37V36H33ZM65 37V36H64ZM75 37V36H74ZM79 37V38H80ZM115 37V36H114ZM133 37V38H134ZM156 37H158V36H156ZM166 37H160L161 38V40L164 38H166ZM170 37V36H169ZM178 37H180L179 35H178ZM201 37V36H200ZM218 37H220V36H218ZM234 37V38H235ZM240 37V36H239ZM239 37H236V38H238L239 39ZM250 37V36H249ZM253 37V38H254ZM260 37V36H259ZM258 37V38H259ZM262 37V36H261ZM260 37V38H261ZM15 38H17V37H15ZM14 38V39H15ZM23 38H21V39H23ZM25 38H30V36L29 37H25ZM48 38V37H47ZM85 38V37H84ZM97 38H98V40H97ZM111 38V37H110ZM116 38H118V37H116ZM121 38V37H120ZM125 38V37H124ZM127 38V37H126ZM132 38V39H133ZM145 38H147V39H145ZM159 38V37H158ZM180 38H182V37H180ZM195 38H194V41H195ZM213 38V36L210 38V39H212ZM241 38V37H240ZM243 38V37H242ZM246 38V37H245ZM244 38V39H245ZM250 38H252V37H250ZM250 38H246V39H250ZM264 38V37H263ZM262 38V39H263ZM2 39H3V37H2ZM12 39H13V37H12ZM50 39V38H49ZM48 39V40H49ZM59 39V38H58ZM67 39H69V38H67ZM74 39H73V42H74ZM128 39H129V37H128ZM130 39H131V37H130ZM154 39V38H153ZM157 39V38H156ZM163 39V40H164ZM183 39H184V37H183ZM197 39V38H196ZM198 39H204L203 37H201V38H199L198 37ZM207 38L205 37V40H206ZM210 39H208V41L210 40ZM217 39V38H216ZM215 39V40H216ZM5 40V39H4ZM16 40V39H15ZM25 40V39H24ZM47 40V41H48ZM66 40V39H65ZM114 40H119V39H114ZM157 40H159V42L161 41L160 39H157ZM157 40H153V41H157ZM163 40H162V42H163ZM167 40H168V37H167V39L166 40H164L168 45L170 44V48L169 49H166V48H163L164 46L162 45V47H160L161 46V44H160V46L158 47V46H156V47H154L156 50L155 51H157L159 54H160V56L162 55V57L163 58H165V60L166 59H169V58H175L178 54H179V52L177 51V48H179L178 46L176 47V48H174L175 46H174V42L173 41H170V43H168L167 42ZM187 40V39H186ZM188 40H189V38H188ZM212 40H214V39H212ZM212 40H210V42L212 41ZM214 40V41H215ZM227 40V41H228ZM229 40V42H231ZM235 40V39H234ZM240 40V39H239ZM254 40H255V38H254ZM253 40V42H256V41H254ZM258 40V39H257ZM264 40V39H263ZM17 41H18V38H17ZM27 41V39L25 40V42ZM51 43L53 42V41H51V39L49 40ZM62 41H63V39H62ZM62 41L60 42L59 40L57 41V43L59 44H61L62 43ZM77 41V42H76ZM130 40H128V42H129ZM132 41V40H131ZM185 41V40H184ZM191 41V40H190ZM197 41V40H196ZM200 41V40H199ZM214 41H212V43H214ZM216 41H219V39L218 40H216ZM222 41V40H221ZM226 41V40H225ZM240 41H242V39L240 40ZM251 41V40H250ZM258 41H260V40H258ZM5 42H7V40L5 41ZM4 41H3V43H1V44H4L5 43ZM24 42V41H23ZM28 42V41H27ZM48 43L49 45H51V43ZM65 42V41H64ZM66 42H67V40H66ZM68 42V43H69ZM106 42V41H105ZM105 42H100V43H102V45H103V43H105ZM123 42H125V41H123ZM152 42V41H151ZM158 42V41H157ZM162 42H160V43H162ZM178 42V44L177 45H181L182 44V42H183V40H181V42L180 41H177ZM210 42H208V43H210ZM220 42V41H219ZM235 42H238V40L236 39V41ZM252 42V41H251ZM261 43H262V40L260 41ZM10 43V42H9ZM19 43H22V42H19ZM54 43V42H53ZM52 43V44H53ZM83 43V44H82ZM139 43L140 44H142V45H139ZM165 43V44H166ZM176 43V42H175ZM185 42H183V44H184ZM245 43H246V45H247V42L245 41ZM259 43V42H258ZM258 43H257V45H258ZM261 43L259 44V46L261 45ZM0 44V45H1ZM45 44V43H44ZM56 43H54V45H55ZM58 44L57 45H55V46H57V48L59 47V49H63V48H67V46H63V44H62V46H63V48H60V47H62L60 44H59V46H58ZM64 44H66V43H64ZM69 44V45H70ZM115 44H118V42L117 43H115ZM119 44H121V42H119ZM125 44V43H124ZM148 44H150L149 42H148ZM152 44V43H151ZM155 44V43H154ZM153 44V45H154ZM164 44V43H163ZM171 44L174 46V47H171ZM181 45L182 47H181V49L182 48H184V47H186L187 45H189L188 43L186 44V46L185 45ZM193 44V43H192ZM241 44V43H240ZM244 44V43H243ZM255 44V43H254ZM16 45H17V43H16ZM53 45V46H54ZM68 45V44H67ZM100 45V44H99ZM167 45V46H168ZM245 44H244V46L242 45V47H245L246 46ZM249 45H251V43L250 42H248V49H249ZM253 45V44H252ZM256 44H255V46H257ZM263 45H264V43H263ZM262 45V46H263ZM19 46V45H18ZM22 46H24V45H22ZM30 46V45H29ZM104 46H105V44H104ZM150 46H152V45H150ZM166 46V45H165ZM166 46V47H167ZM202 46V45H201ZM232 47H231V49L234 47V45H231ZM246 46V47H247ZM254 46V47H255ZM1 47V46H0ZM2 47H4V45H2ZM73 47V48H74ZM125 47H127V46H125ZM189 47H192L191 46V44L189 45ZM213 47V46H212ZM211 47V48H212ZM230 47V46H229ZM245 47V48H246ZM252 47V46H251ZM16 48V47H15ZM15 48H13V49H15ZM22 48H25V47H22ZM71 47H69V49H68V53L67 54H69V51H71V54H72V56H73V53H72V50H73V52H74V49H70ZM77 48V49H76ZM102 48V47H101ZM105 48V47H104ZM152 48V47H151ZM168 48V47H167ZM215 48V47H214ZM218 48V47H217ZM227 48H228V46H227ZM236 50H235V49ZM233 48V51H231L230 50V48H228V50H227V52L229 51V53H231V55H230V57L231 58H233L234 60H235V58L234 57H232V52H238V54H240V52L239 51H241L242 49H241V47H239V49H238V46L237 47H234ZM253 48V47H252ZM4 49V48H3ZM2 49V50H3ZM8 49V48H7ZM48 49V48H47ZM55 49V48H54ZM189 49L191 50V52H192V49L191 48H188L187 47V49H185L183 52H185L186 50L187 51H189ZM193 49H195V48H193ZM219 49V48H218ZM238 49V50H237ZM241 49V50H240ZM244 49V48H243ZM16 50L18 51V49L16 48ZM52 50V49H51ZM179 50H180V48H179ZM214 50V49H213ZM235 50V51H234ZM249 50H251V48L249 49ZM254 49H252V51H253ZM22 51V50H21ZM30 51V50H29ZM56 51V50H55ZM181 51V50H180ZM197 51V50H196ZM196 51H195V53H193V55H197V53H196ZM242 51H244V50H242ZM245 51H246V49H245ZM257 51V50H256ZM260 51V50H259ZM7 52V51H6ZM14 52V51H13ZM16 52V51H15ZM19 52V51H18ZM49 52V51H48ZM65 52V51H64ZM67 52V51H66ZM75 52V53H76ZM81 51H79V53H80ZM83 52V51H82ZM81 52V54L83 55V53ZM103 52V51H102ZM193 52H194V50H193ZM202 52V51H201ZM227 52H225L226 54H227ZM236 52V53H237ZM25 53V52H24ZM28 53V52H27ZM52 53V52H51ZM57 53H59L60 54V51L59 52H57ZM62 53V52H61ZM79 53H76V54H79ZM86 53V52H85ZM106 53V52H105ZM178 53V54H177ZM235 53V54H236ZM242 53V52H241ZM244 53V52H243ZM247 53V52H246ZM252 53V52H251ZM255 53V52H254ZM254 53H252L253 55H254ZM257 53V52H256ZM4 54H5V52H4ZM31 54V53H30ZM35 54H38L37 52L35 53ZM66 54V53H65ZM66 54V55H67ZM92 56H91V55ZM98 54V53H97ZM186 55V53H183V56H185ZM226 54L224 55V56H226ZM251 54V55H252ZM29 55V54H28ZM34 55V54H33ZM33 55H32V57H33ZM45 55H47V54H45ZM49 55H51V58L53 57L52 56V54H50V52H49ZM54 55H56V52L54 53ZM70 55V54H69ZM69 55H67V56H69ZM87 55V54H86ZM105 55V54H104ZM181 55V54H180ZM192 55V56H193ZM196 55L194 56L196 59L198 58V57H196ZM209 55V54H208ZM207 54H206V59H207V56H208ZM244 55H246V54H244ZM247 55H250L249 54V52H248V54ZM247 55L246 56H244V57H246L247 58ZM256 55H259V54H256ZM48 56V55H47ZM57 56V55H56ZM56 56H55V58H56ZM77 57L79 56V55H76ZM75 56V54H74V57H76ZM84 56V55H83ZM101 55H99V57H100ZM198 56V55H197ZM200 56H201V53H200ZM222 56V55H221ZM220 56V57H221ZM238 56V55H237ZM240 57H241V55H239ZM238 56V57H239ZM243 56V55H242ZM4 57V56H3ZM8 58L9 57H11V56H7ZM17 57H19V56H17ZM43 58H44V56H42ZM76 57V58H77ZM98 57V56H97ZM177 57H179V55L177 56ZM189 57V56H188ZM204 57H205V55H204ZM218 57V56H217ZM5 58V57H4ZM12 58V57H11ZM26 58H29V57H26ZM38 58H40V57H38ZM48 58V60H49V58H50V56L49 57H47ZM55 58L53 57L52 59H54L55 60ZM61 58H62V56H61ZM94 58H96V56L94 55ZM180 59L182 58V57H179ZM179 58H177L178 59V61L180 62V60H179ZM185 59H186V57H184ZM210 58V57H209ZM212 58V57H211ZM224 58H226V57H224ZM228 58V57H227ZM226 58V59H227ZM230 58V59H231ZM250 59H251V56L249 57ZM69 59V58H68ZM98 59H100V61H102L101 59H103V57L102 58H98ZM124 59V58H123ZM176 59V58H175ZM176 59V60H177ZM215 59H217V58H215ZM221 59V58H220ZM223 59V58H222ZM226 59H225V61H226ZM230 59H228V61H229V63H230V61H231V63H233L234 61H233V59L232 60H230ZM237 59V58H236ZM248 59V58H247ZM6 60V59H5ZM35 60L37 61V59L35 58ZM48 60H47V62H48ZM70 60V59H69ZM82 60H83V58H82ZM86 60V59H85ZM88 60V59H87ZM173 60V59H172ZM241 60L242 61H244V62H247L246 60H244V59H242L241 58ZM255 60V59H254ZM7 61H8V59H7ZM10 61V60H9ZM41 61V60H40ZM43 61V60H42ZM186 61V60H185ZM233 61V62H232ZM238 62H239V60H237ZM242 61H241V63H242ZM24 62L25 61H23V64H24ZM28 62V61H27ZM38 62V61H37ZM43 62H45V58H44V61ZM98 62H99V60H98ZM176 62V61H175ZM182 62H184L183 61V58H182ZM182 62H180V63H182ZM187 62V61H186ZM261 62V61H260ZM0 63L2 64H4V62H1L0 61ZM7 63V62H6ZM5 63V64H6ZM8 63H10V62H8ZM7 63V64H8ZM26 63V62H25ZM108 63V62H107ZM120 63V62H119ZM177 63V62H176ZM188 63V62H187ZM186 63V64H187ZM228 63V62H227ZM228 63V64H229ZM240 63V62H239ZM248 63V62H247ZM247 63H245V64H247ZM252 63H254V65L253 64H251V65H247L248 67L249 66H251L252 67V69L253 70H255L256 72H257V77H260L263 81H264V71H262V68H261V66L262 65H260V63L258 62V61H256L255 60V62H252ZM4 64V65H5ZM46 64H48V66L50 65L49 63H46ZM106 64V63H105ZM157 64V63H156ZM184 64V63H183ZM217 64V63H216ZM244 64V65H245ZM262 64V63H261ZM10 65H12V64H10ZM26 65V64H25ZM108 65V64H107ZM106 65V66H107ZM129 65V64H128ZM150 65V64H149ZM176 65H179L178 63L176 64ZM234 65H235V62H234ZM263 65H264V63H263ZM44 66V65H43ZM47 65H45V67H46ZM51 66V65H50ZM110 66V65H109ZM138 65H136L135 67H137ZM182 66H184V65H182ZM214 66V65H213ZM221 66V65H220ZM223 66V65H222ZM231 66V65H230ZM230 66H229V69H232V68H230ZM233 66V65H232ZM237 66V65H236ZM0 67H1V69H2V66L0 65ZM45 67H43V68H45ZM117 67V66H116ZM140 67V66H139ZM139 67H137V68H139ZM157 67V66H156ZM185 67V68H184ZM182 69H184V70H187V65H185ZM189 67V66H188ZM191 67V66H190ZM241 67V66H240ZM248 67H246V70H247V68ZM264 67V66H263ZM16 68H17V66H16ZM27 68H28V66H27ZM47 68V67H46ZM105 68V67H104ZM107 68H109V67H107ZM106 68V69H107ZM180 68V69H181ZM197 68V67H196ZM213 68V67H212ZM250 68V67H249ZM9 69H10V67H9ZM13 69H14V67H13ZM20 69V68H19ZM24 69V68H23ZM30 69V68H29ZM28 69V70H29ZM112 69V68H111ZM191 69V68H190ZM198 69V68H197ZM200 69H204L203 67L202 68H200ZM200 69H199V72H200ZM208 69V68H207ZM214 69H215V67H214ZM217 69V68H216ZM223 69V68H222ZM226 69H228V67L226 68ZM228 69V70H229ZM5 70V69H4ZM3 70V71H4ZM11 70V69H10ZM31 70V69H30ZM114 70V69H113ZM184 70H182V71H184ZM210 70V69H209ZM233 70H235L236 72L237 71H239V69L238 70H236V69H234L233 68ZM246 70H244V71H246ZM251 70V69H250ZM263 70H264V68H263ZM7 71V70H6ZM14 71V70H13ZM18 71V70H17ZM106 71H108V70H106ZM139 71V70H138ZM168 71H169V69H168ZM188 71V70H187ZM186 71V72H187ZM198 71V70H197ZM208 71V70H207ZM207 71H205L204 72V75L206 74L207 75ZM214 71V70H213ZM220 71H221V69H220ZM230 72H231V70H229ZM228 71V72H229ZM252 71V70H251ZM254 71V72H255ZM11 72H12V70H11ZM19 72V71H18ZM21 72H23V71H21ZM25 72V71H24ZM28 72V71H27ZM31 72H32V70H31ZM38 72H39V70H38ZM185 72V71H184ZM211 72L212 71H210L209 72V74H211ZM214 72H216V71H214ZM217 72H218V70H217ZM225 72H227V70L225 71ZM240 72H243V69H241V71ZM248 72V71H247ZM253 72V71H252ZM15 73V72H14ZM17 73V72H16ZM105 73V72H104ZM104 73H103V75H104ZM189 73V72H188ZM213 73V72H212ZM233 73H234V71H233ZM231 74V76L232 75H234V74ZM238 73V72H237ZM24 74V73H23ZM27 74V73H26ZM31 74V73H30ZM29 74V75H30ZM40 74V73H39ZM107 74V73H106ZM109 74V73H108ZM117 74H118V72H117ZM208 74V76H211V75H209ZM228 74V73H227ZM236 74V73H235ZM239 74V73H238ZM242 74V76L244 75L243 73H241ZM241 74H239V75H241ZM250 74V73H249ZM28 75V74H27ZM28 75V76H29ZM111 75V74H110ZM109 75V76H110ZM181 75H182V73H181ZM186 76H187V74H185ZM203 75V74H202ZM212 75H214V74H212ZM219 75V74H218ZM217 75V77H220L221 78V76H218ZM224 75V74H223ZM222 75V76H223ZM226 75V74H225ZM224 75V76H225ZM228 75H230V73L228 74ZM237 75V74H236ZM247 74H245L244 76H246ZM6 76V75H5ZM22 76V75H21ZM31 76V75H30ZM33 76V75H32ZM188 76H189V74H188ZM190 76H191V74H190ZM223 76V77H224ZM231 76H227L228 78L230 77V79H235V78H231ZM241 76V77H242ZM242 77V79H245L246 77ZM248 76V75H247ZM12 77H14V75L13 76H10L9 74L7 75V79L10 81L11 80V78ZM24 77H27V76H25V74H24ZM34 77V76H33ZM36 77V76H35ZM104 77H106V76H104ZM112 77V76H111ZM204 77V76H203ZM212 77H214V76H212ZM226 77V76H225ZM238 77H240V76H238ZM237 77V78H238ZM241 77L240 78H238V80L239 79H241ZM23 78V77H22ZM31 78V77H30ZM97 78V77H96ZM100 78V77H99ZM107 78L108 77H106V80H107ZM113 78V77H112ZM188 79H189V77H187ZM199 78V77H198ZM197 78V79H198ZM201 78H202V76H201ZM200 78V79H201ZM252 78V77H251ZM4 79H5V77H4ZM13 79V78H12ZM191 79V78H190ZM190 79H189V81H190ZM241 79V82H240V84L242 83V80ZM248 79V78H247ZM244 80L243 82H245L246 84L249 82V80ZM254 80H255V78H253ZM252 79V80H253ZM29 80L30 79H28L27 81L29 82ZM38 80H39V78H38ZM41 80V79H40ZM111 80V79H110ZM195 80V79H194ZM207 80V79H206ZM209 80V79H208ZM219 80H221V79H219ZM219 80H214L215 81V83L216 82H219ZM223 80H225V79H223ZM226 80H227V78H226ZM225 80V81H226ZM236 80V79H235ZM233 81V82H236V81ZM261 80V81H262ZM1 81H2V83H1V85H3V80L1 79ZM8 81V82H9ZM17 81V80H16ZM30 81H32V80H30ZM42 81V80H41ZM211 81V80H210ZM222 81V80H221ZM219 82L220 84H222V86H223V84L224 83H226L227 84V82L228 81H230V80H228V81H226V82ZM240 81V80H239ZM239 81H238V83H235L236 85L238 84V86L240 87V84H239ZM248 81V82H247ZM251 81V80H250ZM258 81V80H257ZM39 82V81H38ZM112 82H114V81H112ZM112 82L110 83V85L112 84ZM175 82V81H174ZM194 82H196V81H194ZM198 82V81H197ZM200 82V81H199ZM207 81H205V83H206ZM252 82H255V81H251V83ZM17 83V82H16ZM23 83H24V80H23ZM115 83V82H114ZM183 83V82H182ZM192 84H194L193 82H191ZM231 83V82H230ZM250 83V82H249ZM250 83V84H251ZM257 82H255V83H253V84H251V86H253V88H254V85L256 84ZM259 83H260V81H259ZM5 84H6V82H5ZM32 84V83H31ZM31 84H29V85H31ZM67 84H68V82H67ZM66 84V85H67ZM214 84V83H213ZM212 84V85H213ZM218 84V83H217ZM220 84H219V86H220ZM231 84H233L234 85V83H231ZM245 84V85H246ZM258 84V83H257ZM261 84V83H260ZM260 84H259V88H260ZM16 85V84H15ZM18 85H20V84H18ZM34 85V84H33ZM46 85V84H45ZM194 85H196V84H194ZM193 85V86H194ZM232 85V86H233ZM242 85H243V83H242ZM241 85V86H242ZM248 85V84H247ZM261 85H263V84H261ZM13 86V85H12ZM25 86V85H24ZM39 86H40V84H39ZM44 86V85H43ZM47 86V85H46ZM55 86V85H54ZM63 86V85H62ZM77 86V85H76ZM113 86V85H112ZM197 86V85H196ZM201 86V85H200ZM222 86H220V87H222ZM229 86V85H228ZM228 86H227V88H228ZM255 86H257V85H255ZM19 87H21V86H19ZM33 87V86H32ZM51 87V86H50ZM55 87H57V86H55ZM61 87V86H60ZM71 87V86H70ZM111 87V86H110ZM209 87V86H208ZM211 87H213V86H211ZM215 87V86H214ZM225 87H226V85H225ZM230 87V86H229ZM238 87V88H239ZM244 87V86H243ZM246 87V86H245ZM258 87L256 88V90L258 89ZM6 88V87H5ZM4 88V89H5ZM13 88V87H12ZM11 88V89H12ZM48 88V87H47ZM64 88V87H63ZM197 88V87H196ZM204 88H206V87H202L201 89H204ZM216 88V87H215ZM236 88L237 90H240L241 88ZM249 88H252V87H249ZM263 88H264V86H263ZM26 89V88H25ZM33 89H35V88H33ZM56 89V88H55ZM109 89V88H108ZM141 89V88H140ZM207 89V88H206ZM218 89V88H217ZM219 89H221V90H223V87L222 88H219ZM218 89V90H219ZM232 88L230 87V90H231ZM236 89H232L233 91H235ZM243 89V88H242ZM255 89V88H254ZM254 89H250V90H248V91H250V93H251V95L253 94L252 93V91L254 92ZM13 90V89H12ZM12 90H11V92H12ZM62 90V89H61ZM157 90V89H156ZM180 90V89H179ZM207 90H212L211 88H209V89H207ZM218 90H214V92L216 91V93H214V92H203L202 93V99L203 100H214V101H217V100H219V101H223L222 100V97H219L218 96ZM221 90H219V91H221ZM225 90H227V89H224V91H221V93L222 92H224L225 93ZM229 90V89H228ZM229 90V91H230ZM9 91V90H8ZM26 91V90H25ZM63 91V90H62ZM77 91V90H76ZM109 91H111L112 93H109V94H107V98L109 99H111V105L108 103V104H106V107L104 106V110H105V112H104V114H107V116L108 117H110V118H115V121L116 120H118L119 118H121V117H127V114L122 110V108H124V107H128L129 109H131L130 111H132V109H135V112L138 114V115H144L145 114V111L143 110V109H139L136 105H138L137 104V101L136 102H133V101H131V100H124V98H123V95H121V94H118V92H121L120 91V89H116V90H114L113 88H111V89H109ZM242 91V90H241ZM240 91V92H241ZM6 92V91H5ZM23 92H24V90H23ZM43 92V91H42ZM117 92V93H116ZM195 92V91H194ZM256 92V94H258L259 96H260V94H263L264 95V90L262 89V87H261V89H260V91H255ZM223 93V94H224ZM228 93V92H227ZM233 93V92H232ZM246 93H249V92H246ZM21 94V93H20ZM32 94V93H31ZM59 94H60V92H59ZM165 94V93H164ZM226 94V93H225ZM233 94H237V96L235 95V97H236V99H238L237 97L238 96H240V94L236 91V93L234 92ZM239 94V95H238ZM244 94V93H243ZM256 94H253V95H256ZM7 95V94H6ZM16 95V94H15ZM14 95V96H15ZM22 95V94H21ZM29 95V94H28ZM220 95V94H219ZM228 95L230 96H232V94H229L228 93ZM227 95V96H228ZM241 95H242V93H241ZM250 95V97H251V101L249 100V98H248V100L247 101H250V102H252L253 101V103L255 104V105H259L260 107H261V109L260 108H258L257 110L255 109V111H252V108H251V112H247L246 110V114H245V116L243 115H238V116H232V117H230V118H227V120H221L220 118H218L217 117V115H212V114H210V113H208V112H206V111H203V109L202 108H197V109H195V108H191L190 110L189 109H187V106H184V107H186V108H183V110L184 111H181V112H179V114H177V115H172V116H170L171 114H169V116L170 117H165V121H164V123H167V124H165V126L163 127V131H160V133H156L155 134V136L157 137V136H162L161 138H157L156 140L157 141H161V140H163L164 141V143H169V145H170V143H176V142H180L179 144H180V148L177 150L176 148H174L173 147V149H169V148H167V147H165L164 145L162 146V145H160V144H155V145H153V146H151V148H155V152H154V154L155 155H153V156H150V157H154V156H158V155H161L162 153H163V155H162V157L161 158H159L158 160L160 161L162 158H163V156L165 155V154H170V158L168 157L167 159L170 161V164L173 166V168H174V170L176 171V174H180V175H183V176H185V177H191L193 174H195V173H199L200 171H201V173H199V174H202V168H208L209 170H217V168H221V169H225L227 172V177L228 178H230V177H233L232 178V180H230L229 181V179H227V185L226 186H224V188H223V193H221L218 197L220 198V200L222 201V200H225V199H227V202H228V204L230 203V205L228 206H226V209H227V212H228V216L230 215V216H232V217H235L237 214L235 213L236 211H234L233 209L236 207H233L234 206V204H235V199H237V198H239V199H249V194H250V192H251V190L252 189H255V190H253V191H255V195H257V197L259 198V199H263L264 198V165H262V162L264 161L263 159H264V133L262 132L263 130L261 129V133L263 134V139H261V140H256L255 138H254V136H253V132H252V135L251 136H253V138H251V136H250V134H249V136L247 137V136H245V135H243V134H239L238 132H240L241 130L240 129H244V128H246L248 125L250 126L251 125V123H253L255 120L257 121L258 119H261L262 120V122L264 123V117H260L261 116V113H264V106H262V104L261 103H258V102H255V99L258 97V95H256L257 97H255V98H252V96ZM11 96V95H10ZM17 96V95H16ZM74 96V95H73ZM79 96V95H78ZM223 96V95H222ZM249 96V95H248ZM2 97V96H1ZM19 97V96H18ZM87 97V96H86ZM246 97V96H245ZM245 97H243V98H245ZM254 97V96H253ZM15 98V97H14ZM21 98V97H20ZM19 98V99H20ZM37 98V97H36ZM71 98V97H70ZM82 98V97H81ZM85 98V97H84ZM104 98V97H103ZM10 99V98H9ZM13 99V98H12ZM43 99V98H42ZM83 99V98H82ZM88 99V98H87ZM86 99V100H87ZM106 99V98H105ZM231 99H233V97L231 98ZM235 98H234V100H236ZM240 99H242L241 97H239V100ZM246 99H247V97H246ZM254 99V100H253ZM37 100V99H36ZM49 100H50V98H49ZM53 100V99H52ZM65 100V99H64ZM85 100V101H86ZM92 100V99H91ZM160 100V96H159V94L158 93H154V92H151L150 94H148V95H146L142 100H140V104L141 105H143V106H147L148 108H152V107H157V102ZM238 100V101H239ZM243 100H245V99H243ZM1 101V100H0ZM10 101V100H9ZM9 101H6V102H9ZM13 101H15L14 99H13ZM84 101V100H83ZM198 101V100H197ZM20 102H21V100H20ZM52 102V101H51ZM70 102V101H69ZM76 102H77V100H76ZM87 102V101H86ZM108 102V101H107ZM177 102V101H176ZM223 102H225V101H223ZM1 103V102H0ZM48 103V102H47ZM65 103H68V102H65ZM82 103V102H81ZM133 103H135L134 104V106H135V108L132 106L133 105ZM139 103V102H138ZM184 103V102H183ZM5 104V103H4ZM52 104V103H51ZM63 104V103H62ZM90 104V103H89ZM241 104V103H240ZM240 104H238V106L240 105ZM0 105H2V104H0ZM13 105V104H12ZM11 105V106H12ZM64 105V104H63ZM221 105V104H220ZM246 105V104H245ZM245 105L243 106L244 108H245ZM70 106V105H69ZM75 106V105H74ZM86 106V105H85ZM25 107V109L28 107H26V106H24ZM42 107V106H41ZM72 107V106H71ZM119 107H122V108H120L119 110L117 109V108H119ZM194 107V106H193ZM242 107V106H241ZM4 108V107H3ZM21 108H23V107H21ZM46 108H49L48 106L46 107ZM85 108V107H84ZM141 108V107H140ZM233 108V107H232ZM240 108V107H239ZM20 109V108H19ZM40 109V108H39ZM144 109H146V108H144ZM155 109H157V108H155ZM181 109V108H180ZM235 109V108H234ZM243 109V108H242ZM246 109H247V107H246ZM260 109V110H259ZM8 110V109H7ZM14 110H16V109H14ZM42 110V109H41ZM46 111H47V109H45ZM49 110V109H48ZM54 110V109H53ZM52 110V111H53ZM69 110V109H68ZM125 110H127V108L125 109ZM147 110H149V109H147ZM250 110V109H249ZM254 110V109H253ZM21 111V110H20ZM24 111V110H23ZM28 111V110H27ZM36 111V110H35ZM14 112V111H13ZM45 112V111H44ZM51 112V111H50ZM49 112V113H50ZM16 113H17V111H16ZM15 113V114H16ZM53 113H54V111H53ZM77 113V112H76ZM129 113V112H128ZM133 113H134V111H133ZM168 113H170V112H168ZM240 113V112H239ZM18 114V113H17ZM27 115H28V113H26ZM42 114V113H41ZM78 114V113H77ZM235 114H238V113H235ZM242 114H244V113H242ZM12 114H10V116H11ZM22 115V114H21ZM49 115V114H48ZM130 115V114H129ZM263 115V114H262ZM20 116V115H19ZM47 116V115H46ZM74 116V115H73ZM72 116V114H71V117H73ZM106 116V115H105ZM22 117V116H21ZM41 117V116H40ZM49 117V116H48ZM51 117H52V115H51ZM259 117V118H258ZM10 118V117H9ZM15 118H16V116H15ZM23 118V120H24V117H22ZM26 118L27 117H25V120H26ZM256 118H258V119H256ZM17 119V118H16ZM15 119V120H16ZM30 119V118H29ZM126 119V118H125ZM124 118H123V120H125ZM127 119H129V118H127ZM255 119V120H254ZM21 121H23L22 119H20ZM25 120H24V123H28V122H25ZM31 120V119H30ZM33 120V119H32ZM58 120V119H57ZM64 120V119H63ZM62 120V121H63ZM121 120V119H120ZM136 120V119H135ZM158 120V119H157ZM261 120H259L260 122H261ZM29 121V120H28ZM37 121V120H36ZM70 121V120H69ZM75 121V120H74ZM128 121V120H127ZM255 121V122H256ZM13 123H14V121H12ZM17 123H18V121H16ZM35 122V121H34ZM34 122H32V123H34ZM44 122V121H43ZM76 122V121H75ZM117 122V121H116ZM130 121H128V123H129ZM259 122V123H260ZM12 123V124H13ZM22 123V122H21ZM77 123V122H76ZM75 123V124H76ZM258 123V124H259ZM139 124V123H138ZM254 124V123H253ZM255 124H257V122L255 123ZM254 124V125H255ZM262 124V123H261ZM260 124V125H261ZM11 125V124H10ZM18 125H20V124H18ZM26 125V124H25ZM33 125V124H32ZM35 125V124H34ZM33 125V126H34ZM48 125V124H47ZM121 125V124H120ZM122 125H123V123H122ZM121 125V126H122ZM126 125V124H125ZM130 125H132V124H130ZM135 124H133L132 126H134ZM143 125V124H142ZM146 125V124H145ZM148 125V124H147ZM162 125V124H161ZM259 125V126H260ZM14 126H15V123H14ZM59 126V125H58ZM128 126V125H127ZM259 126H257V127H254V129L256 128H258ZM1 127V126H0ZM5 127V126H4ZM19 126H17V128H18ZM26 127V126H25ZM29 127V126H28ZM31 127V126H30ZM72 127V126H71ZM137 127H139V126H137ZM136 127V128H137ZM158 127V126H157ZM160 127H162V126H160ZM160 127H158L159 129H160ZM250 127H252V125L250 126ZM1 128H3V127H1ZM0 128V129H1ZM16 128V127H15ZM15 128H14V130H15ZM32 128V127H31ZM129 128V126L126 128V126H125V128L124 129H128ZM133 128V127H132ZM142 128V127H141ZM143 128H145V127H143ZM249 128V127H248ZM253 128V127H252ZM263 128V127H262ZM4 129V128H3ZM29 129V128H28ZM42 129V128H41ZM81 129V128H80ZM92 129V132H93V128H91ZM124 129H122V127H120L119 125H117V128H116V132L114 133V134H111V137H112V139L113 140H111V142L113 141V143H114V146H115V149H113V150H115L117 153H123L124 151H125V146L123 147V144H124V141H122V140H124V139H122V134L123 133H125V131L123 132V130ZM131 129V128H130ZM134 129V128H133ZM140 129V128H139ZM148 130V128H145V130ZM150 129V128H149ZM247 129V128H246ZM260 129V128H259ZM259 129H257V131H258V134H259ZM11 130V129H10ZM18 130V129H17ZM16 130V131H17ZM21 130H22V128H21ZM21 130L19 131L18 130V132H19V134H20V132H21ZM43 130V129H42ZM70 130V129H69ZM86 130H87V128H86ZM89 131H91L90 129H88ZM144 130V129H143ZM143 130L141 131V129L139 130V131H141V133L143 132ZM151 130V129H150ZM149 130V131H150ZM153 130V129H152ZM240 130V131H239ZM8 131V130H7ZM65 131V130H64ZM96 131V130H95ZM136 131V130H135ZM138 131V130H137ZM238 131V132H237ZM243 131H245V130H243ZM248 131H251V128H250V130H248ZM256 131V130H255ZM254 131V132H255ZM17 132V133H18ZM88 132V131H87ZM86 132V134H88ZM91 132V133H92ZM97 132V131H96ZM145 132H147V131H145ZM31 133V132H30ZM140 133V134H141ZM144 133V132H143ZM256 133V132H255ZM254 133V135L255 136H257L256 134ZM8 134V133H7ZM6 134V135H7ZM13 134V133H12ZM36 134V133H35ZM102 134V133H101ZM246 134V133H245ZM20 135H22V134H20ZM97 135H98V133H97ZM103 135V134H102ZM106 136H108L107 134H105ZM114 135H117L115 138H114ZM135 135V134H134ZM139 135V134H138ZM142 135V134H141ZM8 136V135H7ZM89 136V135H88ZM93 136V135H92ZM155 136H154V138H155ZM260 136H261V134H260ZM259 136V137H260ZM1 137V136H0ZM2 137H3V135H2ZM6 137V136H5ZM18 137V136H17ZM21 137V136H20ZM20 137H18V138H20ZM98 137H100V135H98ZM105 137V136H104ZM139 137V136H138ZM141 137V136H140ZM225 137H227V139H224ZM258 137V138H259ZM76 139V138H75ZM105 139V142H107V141H110V140H107L106 141V138H104ZM133 139V138H132ZM143 139V138H142ZM0 140H3V139H0ZM5 140V139H4ZM3 140V141H4ZM9 140V139H8ZM78 140V139H77ZM90 140V139H89ZM141 140V139H140ZM139 140V141H140ZM149 140V139H148ZM18 141H21L20 139H18ZM100 141V140H99ZM131 141V140H130ZM138 141V142H139ZM155 141V140H154ZM14 142H16V140L14 141ZM34 142V141H33ZM103 142V141H102ZM135 142H137V141H135ZM151 142V141H150ZM21 143V142H20ZM46 143V142H45ZM167 143V144H168ZM2 144H4V143H2ZM43 144H44V141H43ZM99 144V143H98ZM111 144V143H110ZM131 144V143H130ZM18 145V144H17ZM28 145V144H27ZM46 145V144H45ZM101 145V144H100ZM112 145V144H111ZM175 145H177V144H175ZM20 146V145H19ZM32 146V145H31ZM113 146V147H114ZM1 147V146H0ZM34 147V146H33ZM73 147V146H72ZM100 147V146H99ZM38 148V147H37ZM41 148V147H40ZM46 148V147H45ZM49 148H50V146H49ZM48 148V149H49ZM2 149H3V147H2ZM28 149V148H27ZM74 149V148H73ZM41 150V149H40ZM47 150V149H46ZM64 150V149H63ZM62 150V151H63ZM15 151V150H14ZM42 151V150H41ZM45 151V150H44ZM49 151H52V150H49ZM49 151H47V152H49ZM71 151V150H70ZM73 151H75V150H73ZM99 151V150H98ZM100 151H101V149H100ZM99 151V152H100ZM31 152V151H30ZM160 152V153H159ZM1 153V152H0ZM39 153H41V152H39ZM45 153V152H44ZM54 153V152H53ZM76 153V152H75ZM74 153V154H75ZM47 154V153H46ZM68 154V153H67ZM20 155V154H19ZM41 155H43V154H41ZM54 155V154H53ZM114 155V154H113ZM151 155V154H150ZM261 156L263 159V161L261 162V159L259 160L258 158H257V156ZM31 156H33V154L31 155ZM50 156V155H49ZM72 156V155H71ZM70 156V157H71ZM119 157L118 155H114V157ZM67 157V156H66ZM76 157V156H75ZM79 157V156H78ZM24 158H26V156L24 157ZM29 158V157H28ZM35 158H36V156H35ZM44 158V157H43ZM73 158V157H72ZM20 159V158H19ZM22 159V158H21ZM30 159V158H29ZM112 159L114 160L115 158H113L112 157ZM225 159H227V166L226 165H224L223 164V161L225 160ZM259 161H258V160ZM31 160V159H30ZM41 160V159H40ZM50 160V159H49ZM256 160H257V164H254V163H256ZM37 161H39V160H37ZM45 160H43L42 161V163L44 162ZM47 161H48V159H47ZM47 161H45V162H47ZM72 161V160H71ZM9 162V161H8ZM41 162V161H40ZM79 162V161H78ZM118 162V159H117V161H116V163ZM122 162H123V159H122ZM121 161H119L118 163H119V165L121 166V171L123 172V174H125V172H124V169H123V163H122ZM254 162V163H253ZM31 163V162H30ZM48 163H50V162H48ZM117 163V164H118ZM264 163V162H263ZM124 165H126L125 164V162H124ZM132 165V164H131ZM255 165L256 166H258V168H260L261 169V171L260 170H257V169H254V167H255ZM39 166H40V164H39ZM38 166V167H39ZM127 166V165H126ZM254 166V167H253ZM73 167V166H72ZM125 167V166H124ZM128 167V166H127ZM37 168V167H36ZM77 168H78V166H77ZM80 168V167H79ZM256 168V167H255ZM75 169V168H74ZM82 169V168H81ZM37 170V169H36ZM77 170V169H76ZM79 171V170H78ZM37 172V171H36ZM211 172V171H210ZM71 173V172H70ZM208 173V172H207ZM73 174V173H72ZM121 174V173H120ZM122 174V175H123ZM205 174V173H204ZM220 174V173H219ZM32 175V174H31ZM31 175H29V176H31ZM79 175V174H78ZM85 175H87L86 173H85ZM164 175V174H163ZM203 175V174H202ZM74 176H76V175H74ZM82 176V175H81ZM62 177V176H61ZM71 178H72V176H70ZM123 177V176H122ZM129 179H130V177L129 176H127ZM5 178V177H4ZM86 178L87 177H85L84 178V180H86ZM89 178H91L90 176H89ZM197 178V177H196ZM198 178H199V176H198ZM196 179V180H199V179ZM206 178V177H205ZM212 178V177H211ZM2 179V178H1ZM27 179V178H26ZM25 179V180H26ZM74 179V178H73ZM122 179H124V178H122ZM195 180V179H194ZM201 180V179H200ZM205 180V179H204ZM1 181V180H0ZM26 181H28V180H26ZM63 181V180H62ZM78 181V180H77ZM146 181V180H145ZM207 181V180H206ZM68 182V181H67ZM87 182H88V179H87ZM86 182V184L88 185V183ZM126 182V181H125ZM124 182V183H125ZM153 182V181H152ZM191 182V184H192V181H190ZM194 182V181H193ZM202 182V181H201ZM58 183H59V181H58ZM75 183V182H74ZM103 183V182H102ZM133 183V182H132ZM144 184H146L145 182H143ZM188 184H190L189 183V181L187 182ZM200 183V182H199ZM199 183H197V184H199ZM207 183V182H206ZM211 183H213V182H211ZM224 183H225V181H224ZM3 184V183H2ZM26 184V183H25ZM34 184V183H33ZM162 184V183H161ZM174 184V183H173ZM217 186L219 185L220 186V183L218 184L217 182L215 183ZM9 185V184H8ZM55 185H57V183L55 184ZM202 184L200 183V186H201ZM224 185V184H223ZM73 189H75L76 191H75V193H74V196H75V198H77L78 200H79V197H80V193H79V188H82V187H78L77 185H75V184H73ZM86 186V185H85ZM135 186V185H134ZM134 186H133V188H134ZM178 186V185H177ZM185 186V185H184ZM183 185H181V187L180 188H178V187H175L174 189H170L169 187H172V185L171 186H169L168 188H165V189H163V188H160V187H157L156 185H154L153 187L152 186H148L146 189H145V191L144 192H139L140 194L139 195H135L134 193L137 191H135V189L136 188H134V190L132 189V188H128V189H126V191L127 192H125L124 193V195L123 194H120L119 196H118V199H119V201H118V203H119V205H120V208L122 207L123 209H124V211H127L129 208H134V209H138V210H143V211H149V212H168V213H170V212H172V211H174V209H175V207H177L178 205H180V203L183 201V200H190V199H192V200H196L197 199V194H200L201 195V199H200V201H201V203L203 202V204H206L207 203V200H204V201H202V199L205 197V198H208L209 197V195H208V197H207V195H206V193L208 192V190H206L205 192H202V191H200V189L199 188H202V189H206V187H204V186H202V187H192V186H188V187H184ZM26 187V186H25ZM87 187H90V186H87ZM116 187V186H115ZM125 187V186H124ZM136 187V186H135ZM141 187V186H140ZM209 187V186H208ZM207 187V188H208ZM211 187V186H210ZM212 187H214V186H212ZM212 187H211V189H212ZM4 188V187H3ZM20 189V188H19ZM21 189H22V187H21ZM56 189H57V187H56ZM59 189V188H58ZM137 189H138V187H137ZM204 189V190H205ZM62 190V189H61ZM60 190V191H61ZM21 191V190H20ZM83 191V190H82ZM118 191V190H117ZM24 192V191H23ZM28 192V191H27ZM26 192V193H27ZM53 192H55L54 190H53ZM84 192V191H83ZM217 192V191H216ZM36 193V192H35ZM50 193V192H49ZM212 193V192H211ZM215 193V192H214ZM218 193V192H217ZM219 193H220V191H219ZM14 194V193H13ZM21 194H23V193H21ZM252 194V193H251ZM61 195V194H60ZM116 195H117V193H116ZM159 195H163V198H161V197H159ZM212 195V194H211ZM36 196V195H35ZM40 196V195H39ZM58 196V195H57ZM70 196V195H69ZM95 195H93V197H94ZM44 197V196H43ZM64 197V196H63ZM38 198V197H37ZM55 199H56V197H54ZM257 198V199H258ZM15 199V198H14ZM48 199V198H47ZM47 199H45V200H47ZM50 199V198H49ZM48 199V200H49ZM53 198H51V200H52ZM62 199V198H61ZM76 199V200H77ZM258 199V200H259ZM11 200V199H10ZM36 200V199H35ZM44 200V201H45ZM60 200V199H59ZM76 200H74V202L76 201ZM208 200H209V202L208 203H214V196H211L210 198H208ZM264 200V199H263ZM80 201V200H79ZM253 201H256V200H253ZM11 202V201H10ZM25 202H26V204L27 203H29V198L27 197V199H25ZM39 202V201H38ZM41 202H43V201H41ZM41 202H39L40 204H41ZM77 202V201H76ZM241 202V201H240ZM249 202V201H248ZM45 203H50V202H48V201H46ZM218 203H219V201H218ZM217 203V204H218ZM242 203V202H241ZM253 203H255V202H253ZM264 203V202H263ZM21 204V203H20ZM36 204L37 203H35V204H33L34 206H36ZM220 204V203H219ZM233 204V205H232ZM252 204V203H251ZM189 205H190V203H189ZM224 205V204H223ZM236 205V204H235ZM247 205V204H246ZM42 206V205H41ZM60 206V205H59ZM82 206V205H81ZM210 206V205H209ZM217 206V205H216ZM240 206H241V204H240ZM251 206V205H250ZM78 207V206H77ZM99 207V206H98ZM205 207V206H204ZM206 207H208V206H206ZM211 207V206H210ZM221 207V206H220ZM252 207V206H251ZM250 207V208H251ZM9 208V207H8ZM42 208V207H41ZM52 208H53V206H52ZM63 208V207H62ZM66 208V207H65ZM90 208V207H89ZM88 208V209H89ZM100 208V207H99ZM222 208V211H224L225 209L223 208V207H221ZM241 208V210H243V207L241 206L240 207ZM246 208V207H245ZM258 208V207H257ZM256 208V209H257ZM27 209V208H26ZM48 209H49V207H48ZM55 209V208H54ZM196 209V208H195ZM198 209H200V208H198ZM197 209V211L195 212V210L193 211L194 213H193V221H189V222H185V221H183L182 219H180V220H178L177 219V217L176 216H172V217H169V219L164 223V225H163V230H165L166 232H168V231H172V232H174V231H177L178 233H179V235L180 234H183L184 232H185V228L187 227L188 229H196V230H198V231H203V230H206L207 231V234H205L206 236H203V235H198L199 237L195 240V241H192V243H196L198 246H200V247H213V246H216V245H225L226 244V242H227V248L225 247V246H223L224 248H222V249H216L215 251H213V252H210L211 251V249H210V251H208V254H207V252L205 253L204 251L203 252H201L200 253V251L199 252H197V254L196 255H198V257H200V258H203L204 259V257H208V256H210V257H208V258H211V256H213V257H223V258H225V257H227V258H230V257H233V256H235V255H237L242 249H245L246 248V244L247 243H250L256 236H253L252 234H256V232H252V231H249L248 230V227H245V230L246 231H244L245 233H247L246 235H248L247 237H238L237 238V240L236 239H234V240H232L231 238H234V234L233 233H231L228 229H229V226H224V227H222L221 228V231L220 232H210V229L212 228V226H216L218 223H219V225H220V223H222L223 225L225 224V219L224 218H226L224 215H223V213H222V211H221V217H217L216 216V214L214 213V212H212L211 210H206V211H204L205 209H203V211H201V212H203V213H205L206 214V217H204L203 218V215L200 213V212H198L199 210ZM202 209V208H201ZM237 209H239V207H237ZM255 209V210H256ZM28 210V209H27ZM36 210V209H35ZM51 210V209H50ZM120 210H122V209H120ZM183 210V209H182ZM240 210V209H239ZM12 211V210H11ZM42 211H43V209H42ZM45 211H46V209H45ZM48 211V210H47ZM52 211H53V209H52ZM264 211V210H263ZM50 212V211H49ZM54 212V211H53ZM66 212V211H65ZM68 212V211H67ZM123 212V211H122ZM240 212H243V211H240ZM30 213V212H29ZM34 213V212H33ZM39 213V216H38V218H37V222H38V220L40 219V221L41 220H43V213H44V211L42 212V214L40 215V213H41V210H40V212H38ZM46 213V212H45ZM246 213V212H245ZM171 214V213H170ZM255 214V213H254ZM36 215V214H35ZM34 215V216H35ZM38 215V214H37ZM57 215V214H56ZM130 215V214H129ZM8 216V215H7ZM48 216L49 215H47L46 217L48 218ZM131 216V215H130ZM146 216V215H145ZM166 216H168V215H166ZM238 216V215H237ZM241 216V222H243V223H246L245 221H246V219H247V217H248V215H244V213H242V215H240ZM44 217H45V215H44ZM148 217H149V215H148ZM252 217V216H251ZM262 217V218H261ZM53 218V217H52ZM63 218V217H62ZM160 218V217H159ZM203 218V220H204V223H203V225H200V221H201V219ZM35 219H36V216H35ZM34 219V220H35ZM49 219H50V217H49ZM60 219V218H59ZM65 219H67V218H65ZM227 219H228V217H227ZM254 219H256V220H259L258 222H256V220H250L249 221V225H251V224H253L254 225V223L256 222V225H257V230L259 229V228H262V230H264V214H262V216H260L258 219H257V217H255ZM33 220V219H32ZM45 220H46V218H45ZM130 220V219H129ZM47 221V220H46ZM53 221V220H52ZM67 221H69V220H67ZM35 222V221H34ZM65 222V221H64ZM70 222V221H69ZM30 223V222H29ZM47 223V225H48V222H46ZM158 223H159V221H158ZM38 224H40V226L39 227H36V231L35 232H38V231H43L42 229L43 228H40L41 226L43 227V225H41V223H39L38 222ZM38 224H36V225H38ZM45 224V223H44ZM55 224V223H54ZM53 224V225H54ZM56 224H57V222H56ZM55 224V225H56ZM62 224V223H61ZM69 224V223H68ZM134 224V223H133ZM160 224V223H159ZM162 224H163V222H162ZM236 224H237V222H236ZM248 224V223H247ZM35 225V226H36ZM59 225V224H58ZM131 225V224H130ZM161 225V224H160ZM240 225V224H239ZM243 225V224H242ZM244 225H246V224H244ZM49 226H51V224L49 223ZM67 226V225H66ZM44 227H45V225H44ZM55 227V226H54ZM56 227H58V226H56ZM64 227H65V225H64ZM244 227V226H243ZM28 228V227H27ZM30 228V227H29ZM51 228V227H50ZM59 228V227H58ZM133 228V227H132ZM141 227H139V230H138V228H137V230L136 231H134V233L136 234H134V235H132L133 237H131V238H126L125 240H124V238H123V240H122V237H120L121 235H124L125 236V234H121V235H119V237H120V239H121V241H120V239L119 240H116L117 241V243L115 242V241H112L111 242V240L109 241V243L107 244L108 246H106L107 247V249H109L108 247L110 246V244L111 245H114V246H116V249H117V246L120 248V250L122 251V252H126V251H128L130 248H134V249H141V250H146V248H147V250H148V248H150V250H152L151 248H152V246H153V243H154V245H158V243H159V239H160V237H161V235H159V234H162L161 232L163 231V230H159V232L157 231L158 230V228L157 229H151L150 227L149 228H147V230L146 231H144L143 229V231L144 232H142V230L140 229ZM52 229V228H51ZM55 229H57V228H55ZM216 229V228H215ZM243 229V228H242ZM30 230H32V229H30ZM53 230V229H52ZM51 230V231H52ZM214 230V229H213ZM50 231V232H51ZM58 231V230H57ZM60 231V230H59ZM66 231H67V229H66ZM127 231H129V229L127 230ZM165 231H163V232H165ZM209 231V232H208ZM243 231V230H242ZM6 232V231H5ZM21 233H20V235H24L25 237L27 236V238H29L28 237V235L29 234H26V232H27V230L25 229V230H21L20 231ZM32 232H34V231H32ZM49 232V233H50ZM56 232V231H55ZM94 232V231H93ZM165 232V233H166ZM264 232V231H263ZM43 233H45V232H43ZM43 233L41 234V237H42V235H43ZM98 233V232H97ZM96 233V234H97ZM112 233H114L113 231H112ZM129 233H131L132 234V229H131V232H129ZM159 233V234H158ZM169 233V232H168ZM167 233V235H170V233L168 234ZM244 233V234H245ZM31 234H33V233H31ZM36 234V233H35ZM86 234V233H85ZM93 234V233H92ZM201 234V233H200ZM38 235V234H37ZM52 235V234H51ZM100 235H102V234H100ZM113 235V234H112ZM127 235H129V234H127ZM127 235H126V237H127ZM166 235V234H165ZM175 235V234H174ZM243 235V234H242ZM36 236V235H35ZM47 236V235H46ZM53 236V235H52ZM72 236V235H71ZM85 236V235H84ZM92 236V235H91ZM93 236H95V234L93 235ZM159 237V239H157L156 240V238H158ZM162 236H164V235H162ZM184 236V235H183ZM21 237V236H20ZM33 237H34V234H33ZM39 237H40V234H39ZM41 237H40V240H41ZM44 237V236H43ZM48 237V236H47ZM86 237H87V234H86V236H85V239H86ZM96 237V236H95ZM94 237V238H95ZM99 237V234H97V238ZM129 237V236H128ZM165 237V236H164ZM174 237V236H173ZM177 237V236H176ZM175 237V238H176ZM187 237V236H186ZM8 238H9V236H8ZM37 238V237H36ZM46 238V237H45ZM87 238H89V240H90V238L91 237H87ZM100 238V237H99ZM109 238V237H108ZM163 238V237H162ZM166 238V240H167V237H165ZM15 239V238H14ZM21 239V238H20ZM47 239V238H46ZM84 239V237L81 239V240H83L82 241V243H81V245H85L84 247H86V244L84 243L85 240ZM92 239V238H91ZM112 239V238H111ZM115 239V238H114ZM31 240V239H30ZM37 240V239H36ZM48 240V239H47ZM87 240L88 239H86V242H87ZM88 240V241H89ZM98 240V239H97ZM172 240H175V239H172ZM178 240H179V237H178ZM193 240V239H192ZM259 240L260 241H258V242H256V246H255V248H259L262 244H264V235L262 236V237H259ZM18 241V240H17ZM28 241V240H27ZM27 241L25 242V243H27ZM102 241V240H101ZM155 241V242H154ZM168 241V240H167ZM181 241V243H182V240H180ZM21 242V241H20ZM29 242V241H28ZM81 242V241H80ZM104 242V241H103ZM103 242H101L100 244V246H102V244H103ZM169 242H170V240H169ZM172 242V241H171ZM170 242V243H171ZM186 242H187V240H186ZM24 243V242H23ZM33 243V242H32ZM38 243V242H37ZM107 243V242H106ZM105 243V244H106ZM157 243V244H156ZM161 243V242H160ZM159 243V244H160ZM173 243H174V241H173ZM185 243V242H184ZM30 244V243H29ZM67 244V243H66ZM87 244H88V242H87ZM95 244H97L96 242H95ZM95 244H94V247H96L97 248V246H98V244H97V246H95ZM172 244V243H171ZM170 244V245H171ZM28 245V244H27ZM55 246V245H54ZM114 246H113V248H114ZM175 246V245H174ZM177 246V245H176ZM182 246V245H181ZM248 246H249V244H248ZM2 247V246H1ZM25 247H26V245H25ZM24 246H23V248H25ZM59 247H60V245H59ZM65 247V248H64ZM68 248V250L69 251H73L74 250V248H73V246H72V248L73 249H69V245L67 246ZM71 247V246H70ZM99 247V246H98ZM105 246L103 245V248H104ZM106 247L104 248L105 250H107L106 249ZM155 247V246H154ZM184 247V246H183ZM182 247V248H183ZM193 249H194V251H195V248H196V246H191ZM3 248V247H2ZM54 248V247H53ZM60 248H62V250H64V251H67L66 250V246L65 245H63V246H61ZM89 247L87 246V248L86 249H88ZM118 248V249H119ZM181 248V247H180ZM181 248V249H182ZM22 249V248H21ZM55 249H57V248H54V251H55ZM59 249V248H58ZM154 249V248H153ZM156 249V248H155ZM158 249H160V248H158ZM176 249V248H175ZM184 249V251H185V248H183ZM213 249V248H212ZM115 250V249H114ZM119 250V251H120ZM140 250V251H141ZM171 250V249H170ZM169 250V251H170ZM172 250H174V249H172ZM214 250V249H213ZM26 251H27V249H26ZM41 251V250H40ZM63 251V252H64ZM68 251V252H69ZM71 251V252H72ZM83 251H85V249L83 250ZM116 251V250H115ZM153 251V250H152ZM151 251V252H152ZM179 251H180V249H179ZM183 250H181V252H182ZM193 251V250H192ZM197 251V250H196ZM59 252V251H58ZM87 252H90V251H87ZM87 252H85V253H87ZM172 252H174V251H172ZM175 252H177L176 250H175ZM27 253V252H26ZM94 253V252H93ZM101 253V252H100ZM127 253V252H126ZM178 253H180V252H177V255L176 256H178ZM185 253V252H184ZM183 253V254H184ZM186 253H188V252H186ZM191 253V252H190ZM195 253V252H194ZM242 253H246V255H247V249H246V252H245V250H244V252H242ZM241 253V254H242ZM256 253V252H255ZM258 253V252H257ZM21 254V253H20ZM23 254V253H22ZM28 254V253H27ZM110 254V253H109ZM133 254V253H132ZM182 254V253H181ZM189 254V253H188ZM188 254H186V255H188ZM193 254V253H192ZM205 254V255H204ZM244 254H242L243 256H244ZM72 255V254H71ZM131 255V254H130ZM196 255H194L195 257H197ZM1 256L2 255H0V259H1ZM93 256H96V255H93ZM101 256V255H100ZM99 256V257H100ZM135 256V255H134ZM137 256V255H136ZM135 256V257H136ZM180 256V255H179ZM190 256V255H189ZM191 256H193V255H191ZM193 256V257H194ZM248 256H249V254H248ZM248 256H246L247 258H248ZM19 257V256H18ZM135 257H133V261H134V258ZM181 257V256H180ZM186 257V256H185ZM188 257V256H187ZM239 257V255H237L236 257H235V259L236 258H238ZM242 257V256H241ZM250 257V256H249ZM178 258V257H177ZM207 258V259H208ZM245 258V257H244ZM14 259V258H13ZM101 259V258H100ZM105 259V258H104ZM192 259H194V258H192ZM196 259V258H195ZM41 260V259H40ZM97 260H99V259H97ZM136 260V259H135ZM174 260V259H173ZM200 260H202V259H200ZM199 260V261H200ZM217 260V259H216ZM233 260H234V258H233ZM232 259H231V261H233ZM239 260V262H241L240 264H264V251H261L259 254H257V255H255V256H253V258H251V259H246V260H240V259H238ZM238 260L237 261H235V262H232L231 264H237V263H239L238 262ZM78 261V260H77ZM79 261H83V260H80L79 259ZM89 261V260H88ZM100 261V260H99ZM108 261V260H107ZM113 261V260H112ZM197 261H198V259H197ZM218 261H220V259L218 260ZM229 260H227V262H228ZM101 262H102V260H101ZM100 262V263H101ZM123 262V261H122ZM137 261H135V263H136ZM139 262V261H138ZM162 262H164V261H162ZM193 262V261H192ZM61 263V262H60ZM59 263V264H60ZM77 263H79V262H77ZM123 263H125V262H123ZM130 263H132V264H134L132 261L131 262H128V264H130ZM143 263H145V260H144V262ZM142 263V264H143ZM165 263V262H164ZM167 263V262H166ZM169 263V262H168ZM170 263H171V260H170ZM215 263V262H214ZM46 264V263H45ZM62 264H65V263H62ZM79 264H81V263H79ZM84 264V263H83ZM98 264V263H97ZM127 264V263H126ZM137 264V263H136ZM140 264V263H139ZM172 264H174V263H172ZM211 264H212V262H211Z\"/></svg>", "mask_w": 264, "mask_h": 264}]
</instances>
